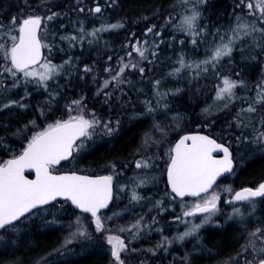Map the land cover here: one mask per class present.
Masks as SVG:
<instances>
[{"label":"trees","instance_id":"obj_1","mask_svg":"<svg viewBox=\"0 0 264 264\" xmlns=\"http://www.w3.org/2000/svg\"><path fill=\"white\" fill-rule=\"evenodd\" d=\"M11 1L10 0H0V25H1V23L3 25V28L0 29V43H3L8 47L11 46V40L8 39V35H7L12 30L10 18L15 16V17H17V19L19 21L22 16H23L22 18H25L28 16H40L41 18L42 17L44 18L42 21V28H43L44 22H46L45 16H48L50 13H56L57 14L54 17L56 19H52L53 22H54V20L57 21V19H59V20H62V22L59 21L60 25L62 23H63L62 25H66V24L68 25V28L67 27L66 28L65 27H58V28H60L59 29L60 32L61 33H72V34L74 32V34H75L74 37H76L75 42H78L80 40V43H76L73 47L72 46L69 47L68 44L63 39L60 38V36H58L56 39H54V41L51 40L52 43L50 41H48L45 37L42 36V39L44 41V45L47 46L45 48V52L47 51L45 53V56H46V54L49 57L52 56L54 62H56V60H57L56 63L61 68L58 75L53 76V78L51 80L47 81V89H45V87H42L41 85H40V87H38L39 82L36 80H30L28 82H25V80L22 77V74H17V81L16 82L19 83V86H18L19 88L13 87V83H14L13 78L7 72L4 71V68L6 66H10V65H9L8 61L3 59L2 54H0V109H2V110H0V149H1L0 150V163L6 162L8 159L19 155L23 151V149L26 147L27 143L29 142V140L31 139V137L33 135H35L36 133H38L40 131H43L44 129H46L48 127L49 124H53L57 120H67L70 118V116L83 115L84 111L87 112L90 110H91V112L94 111L93 113L103 123H106V122L113 120L114 122L111 121L112 122L111 125H116V127H115V130L112 132V134H110L108 137L102 136L99 139V141L97 140L95 142H92L87 147H85V149H83V148L78 149V151L74 154L73 158L70 161L60 165L57 169H54V171H73V172L76 169L75 172L78 171L79 173H83V174L87 173L88 175L89 174L90 175H94V174L95 175H111L113 177V184H114L113 187L115 190L114 195H113V201H112L113 204H111L109 209H107L106 211H104V213H102V216H104V217H112V220L110 219V220L106 221V227L111 229L110 233H118L117 230L119 228L123 227V222L125 221L124 226H126V224L128 225L132 222V219H134V221H136L137 219H143L144 221L147 220L148 221L147 223H149L148 226H151L152 224H156L155 221H153L154 223H152V224L150 223L151 221L149 222V216H150V220H151L154 215H156V216L159 214L162 215L161 212L157 211L159 208L156 210H152V211H148V209L150 207H154L157 204L159 199H161L164 202L163 207L161 209L165 210L164 214L162 215V216H164V218H166L165 221L167 220L170 213L173 212L175 214L176 211L179 210V208H177L178 205L186 204V202H188V201H183V202L181 201L180 202L178 199L176 201H174L176 198L170 193L168 185H167V181H166V176H164V175H166V169H167V165L169 163L168 157L170 156L168 154V153H170V151H168V153L166 151L168 149L170 150V146L172 144L174 145L176 140L181 135L186 134V133H192V132L205 133L209 136L211 135V137H213V138L217 137V141H219L220 143L222 141V143L224 144L223 141H226L225 145L226 144H227V146L231 145V147L229 146V148L231 149L233 154L236 155L235 156V162L238 161L236 163V166H238V167H235V169L233 170L234 172H232L229 176H227L228 178L224 177L223 179H221L220 182H222L221 185H224L225 183H227L225 185H227L228 188H231L232 192L238 191V190L245 188V187H255V186L259 185L261 182H264V155H258L259 154L258 150L264 149V147L263 148H261L259 146L253 147L250 144L251 137L254 134H257L260 132L259 127H262V129H264L263 128L264 127V123H263L264 120L262 121V119H264L263 118L264 108H260V106H258L257 103H255V102L253 103V101L251 100V94H253L254 87L256 86V84H259L260 78L264 75V69H263V67H261V64L264 63V39H263L264 33L262 34L260 31H256V32H253L251 35H249L250 38H248V36H245L241 39H237L233 45V53L231 54V56L225 57L219 63H216L215 67H213L212 65H204L203 68L204 67L208 68V70L206 72L201 71V69L200 70L185 69L182 71L181 70L175 71L178 68V66L180 65L181 58H183V60H185V62H187V63L191 62V61H193V62L194 61H201L205 58H208L210 56L211 51L214 48L215 44L217 45L221 42L219 39L220 36H225V39L227 41V39L233 35L231 29L234 28V27H232V25L235 26L234 22L236 21V16L238 15L237 11H239L241 13V10H238L239 8L236 9L237 5H240V3H241L240 0H226L228 2H226L225 0H217V1L208 0L207 1L210 4L207 3V5L205 4L202 7V18L199 21L200 24L198 23V25H200L199 27L202 28L204 32H202L203 34H201L200 37H196V39L199 40L197 42V45L196 44L194 45L191 43L192 37L186 35L182 31L175 30L172 27V25L175 27L177 24L176 17H179L182 13L190 11V10H185V9L181 8V6L184 4L183 0H112V3L107 5L108 7L106 5H104V7H102L103 10L99 15H94V14H92V11L90 13L88 11V9L90 8L89 5L93 6V5L97 4V2H95V0H88L90 3H87L88 2L87 0H76V1L75 0H67V2H66V0H61V1L60 0H36V1L35 0H17L18 2L16 0H11ZM29 1H31V2L29 3ZM47 1H49V2H47ZM57 1L59 3H61V5H59ZM74 1L78 2V3H75ZM8 2L10 5L9 8L7 5ZM13 2H14V4H13ZM53 2H55V4ZM211 2L213 3V5H211L212 4ZM41 3L44 5L42 6ZM51 3H53V5ZM79 3H80V5H79ZM181 3H182V5H181ZM5 4L7 6H5ZM37 4H38V6H37ZM47 4L50 7L51 6L52 7L49 8V6H47ZM81 4L87 8L84 9ZM22 5L24 7H26L27 10L25 8H23ZM14 6H17V7H14ZM41 6L45 7V8H40ZM59 6H60L59 10L62 12L61 14L64 16V18L61 17V15H59L60 11L57 9ZM63 6H65V8H67V9H65ZM74 6H75V8H71ZM80 6H82V7H80ZM178 6H179V8H178ZM207 6H209L210 8ZM229 6H231V7H229ZM11 7L15 8V11H13L14 9H12ZM239 7L241 9V6H239ZM80 8L83 9L84 13H83V11L81 12ZM16 9H18V11H20V9H21V11H20L21 13H19ZM35 9H37L38 11L37 10L35 11ZM40 9H42V11ZM63 9H64V11H63ZM7 10H9V11H7ZM183 10H185V11H183ZM233 10H234V12H233ZM11 11L13 13H11ZM166 11H167V13H166ZM230 11H231V15H230ZM14 12H15V15H14ZM76 12L77 13L79 12V14H76ZM232 12L234 14H232ZM7 13H8V15H7ZM10 13H11V15H10ZM80 13H82V15H80ZM88 13L91 15H88ZM164 13H165V15H164ZM20 14L22 15L21 17L19 16ZM23 14H26V15H23ZM5 15H7V16H5ZM41 15H43V16H41ZM9 16H11V17H9ZM166 16H167V18H166ZM6 17L7 18L9 17V18L7 19ZM90 17H92V18H90ZM93 17H94V19H93ZM173 17L175 18V20L173 19ZM206 17H208V20ZM100 18H102V20H99ZM203 18L205 20H202ZM239 18L241 20V18H243V16H240ZM211 19H212V22H211ZM172 20H173V22H172ZM52 21H51V23H52ZM90 21H91V23H90ZM105 21H107V22H105ZM205 21H206V23H205ZM213 21H215V22L213 23ZM64 22H66V23L64 24ZM101 22H102V24H101ZM202 22H203V25H201ZM237 22H239V21H237ZM87 23H89V24H87ZM219 23H221V24H219ZM229 23L231 25H229ZM112 24H120L123 26L119 27L117 29H111V30H107V31H103V30L98 31V32H96L95 36L90 35V33L94 32L96 29L106 28ZM205 24L206 25L208 24L209 26L208 25L205 26ZM215 24H217V25L215 26ZM257 24H258V26H257ZM257 24H255L257 29H261V27H263L262 29H264V23L258 22ZM87 25H88V27H87ZM225 25H226V27H225ZM202 26H205V27H202ZM220 26L223 29L220 28ZM6 28H8V29H6ZM44 28L41 29V34H42V32H44L47 29L46 27H44ZM149 28L152 29L153 34H156V31L160 30L158 37L152 36V37H154V42H153V40H147L148 38L150 39L152 37H149L146 34L153 35V34H151L152 32L148 33ZM204 28H207V29L208 28H212V29L214 28V29L213 30L212 29L207 30ZM66 29L68 31H66ZM70 29H71V31H70ZM1 30H3V31H1ZM61 30H64V31H61ZM72 30H74V31H72ZM213 31L216 33V35H215V33H213ZM49 32H50V30H49ZM210 32H212V33H210ZM219 32H221V33H219ZM50 33H52V31ZM217 33H218V35H217ZM259 33H261V34H259ZM12 34H15V32H13ZM204 34H205V36H204ZM210 35L212 37H210ZM84 36H87V37H84ZM207 36H208V38H207ZM214 38H216V39H214ZM142 39H144L146 41V43H145L146 47L149 46V50H148L147 54L145 55V58H143V59H141L133 51V47L136 44V42H137V44H139L140 42L143 41ZM201 39H202V42L200 41ZM208 39H211V40L209 41ZM261 39H262V41H260ZM55 40H57V42ZM59 40L61 42H59ZM82 41H83V43H82ZM181 41H183V43H181ZM217 41H219V42H217ZM61 43L63 44V46ZM64 43H65V45H64ZM66 46L68 48H70L71 51ZM242 47H243V49H241ZM53 48L55 49V51ZM58 48H60L61 51H63L62 52L63 54L60 53L61 51ZM84 48H85V50H84ZM56 49L59 50V53L57 52L58 50H56ZM63 49L67 50V52ZM77 50H79V52L82 53L83 56H81V54L79 52H77ZM86 50L88 53L86 52ZM48 51L51 53V56L49 55L50 53ZM116 51H117V53H116ZM201 51H202V54H201ZM71 52L76 53V55L78 57L81 56V57H79L81 59V62H79L80 59L77 60L78 57H76V55L72 54ZM90 52H91V54L88 55ZM105 52H107V53H105ZM129 52H132L131 56L128 55ZM248 52H249V54H248ZM66 53H68V54H66ZM205 53H207V54L205 55ZM60 54H61V58H60ZM102 54L104 56H102ZM71 55H72V57H71ZM195 55H196V57H195ZM255 55H256V57H255ZM64 56H65V58H64ZM91 56L93 57V59H91L92 58ZM74 57H76V59ZM103 57H105V58H103ZM123 57H125V58L127 57L126 58L127 64L129 65V67L127 68L128 70L126 69L128 73H126V71H124L125 73L121 74V76H120V80L123 79V81L117 82V83H112L105 90H100L99 87H100L101 82H104V81L108 80L109 78L111 79L115 73L116 74L118 73L117 71L120 68L119 65L122 64L123 60H126ZM137 57H139V58H137ZM253 57H255V59ZM71 58H72V60H71ZM100 58H102V59H100ZM260 58H261V61H260ZM82 59H83V62L85 65L83 64ZM120 59H123V60L120 61ZM75 60H77V61H75ZM107 60H108V63H107ZM257 60H259V61L257 62ZM66 61H68V63H65ZM94 61H98V62L95 63ZM99 61H101L100 62L101 64H99ZM103 61H104V63H103ZM113 61H115V62L112 63ZM75 62H78L79 64L78 63L75 64ZM93 62H94V65H93ZM256 62H257V64H256ZM71 63H73V64H71ZM129 63L131 65H133V64L136 65L137 63L138 64L140 63V65L139 66L137 65V67L133 68L130 66ZM235 64H238L239 66L238 65L235 66ZM78 65H79V67H81L82 65L83 66L81 68H79V67H77ZM107 65H109V66L107 67ZM148 65H150V66H148ZM64 66H66V67L64 68ZM229 66H232L233 68L229 67ZM248 66L249 67L253 66L254 68L253 67L249 68ZM86 67L91 69V70L89 72L88 71L87 72L82 71ZM255 67L259 68V71H257V68H255ZM73 68H74V70L76 69L77 71L76 70L74 71ZM99 68H100V71H99ZM140 68L144 69L143 73L140 72ZM221 68H223V69H221ZM65 69L66 70L69 69L71 73L69 72V70L67 71L68 72L67 73ZM92 69H93V71H92ZM112 69L116 70V71H113ZM103 70H104V72H103ZM136 70L138 72H136ZM91 71H92V74L90 73ZM94 71H95V74L93 73ZM149 71H150V73H148ZM229 71H230V73H229ZM64 72H65V75L69 74V76L65 77V75H63V77H64V79H63L61 74H64ZM75 72L78 75H80V73H81V75L76 76ZM101 72H103V73L101 74ZM105 72H107V74ZM131 72H133V73H131ZM112 73H113V75H112ZM224 73H226V74H224ZM73 74H74V76H73ZM134 74H137L138 76L137 75L134 77L129 76V75H134ZM142 74H143V76H142ZM124 75L129 76L130 79ZM84 76H85V78H84ZM18 77H20V78H18ZM54 77H55V80H54ZM74 77H75V80L78 81L79 83L75 82ZM221 77L222 78L229 77V78H233L234 80L237 79V81H243V86L237 87V89L234 90L235 91L234 98L229 102L227 100H225L226 104L222 103V101L216 100V93L218 91V87L220 86L219 84L222 80ZM56 78H57V80H56ZM61 78L63 79V81ZM83 78L88 79V80H84ZM89 78L90 79L93 78L92 81ZM96 78L98 80H96ZM104 78L106 80H104ZM133 78H134V80H133ZM135 79L137 80V82ZM238 79H240V80H238ZM69 80L72 82H70ZM124 80H127V81H124ZM128 80L131 82H128ZM54 81H56V83H57L56 85H55ZM57 81L60 83V85H58L59 83ZM88 81H89V85H88ZM98 81H100V82H98ZM74 82L76 85H74ZM91 82H93L94 88H92ZM94 82H95V84H94ZM157 82H159V83H157ZM80 83H82L83 89H81ZM97 83H99V85ZM71 84H73V86ZM114 84H116V85H114ZM144 84H145V86H144ZM34 85L36 86L35 88H34ZM48 85H49V87H48ZM50 85L53 88H51ZM53 85H55V87L57 85L58 86L56 88H54ZM118 86L119 87L121 86V87L119 88ZM71 87L73 88V90H71L72 89ZM90 87L92 89H90ZM63 88H64V90H63ZM97 88L102 92L100 93L99 91H97L96 90ZM85 89H87V90L85 91ZM107 89H110L111 91L107 90ZM248 89L252 92H250ZM70 90H71V92H70ZM75 90H77V91H75ZM88 90H90V91H88ZM106 90H107V92H106ZM113 90L115 91L116 95L114 94ZM13 91H15V92L13 93ZM121 91H122V93H121ZM10 92L12 93L13 97H12ZM59 92H60V95H58ZM142 92L144 94H142ZM148 92H149V94H148L149 96L147 95ZM24 93H25V95H24ZM77 93H78V95H77ZM88 93L89 94L92 93V94H90V95H92L90 98H92L93 100L90 98H87L86 95ZM120 93L123 96L120 97V95H121ZM241 93H242V95H241ZM70 94H72V95H70ZM106 94H108V95H106ZM138 94H139V96H138ZM239 94H240V96H239ZM117 95H119V96H117ZM47 96L49 97V99ZM112 96L115 98H112ZM23 97H26V99ZM60 97H62V98H60ZM64 97H66V102L64 100L65 99ZM72 97L75 98L76 100H82L84 106L82 105L81 107L80 106L77 107V106L73 105L72 102L75 99H73ZM79 97H80V99H79ZM103 97H104L105 101H104ZM117 97H119V98H117ZM109 98H110V100H109ZM121 98H123V99H121ZM152 98H153V100H152ZM247 98H249V99H247ZM16 99L20 100L18 102L26 105V107L21 108L18 106H13L11 108H3L4 104L10 103L11 101H17ZM21 99L23 102L21 101ZM68 99L70 100V102ZM211 99H212V101H210ZM54 100L57 103H55ZM62 100H63V103H65L66 107H64L65 105L62 103ZM124 100L127 102H125ZM245 100H247V101L250 100L249 106L251 105V106L255 107L257 112L255 111L254 114L251 113L252 114L251 119L243 120V119H241L242 118L241 116L244 113L243 111L247 109V107H244L246 104ZM88 101L89 102L92 101V102L89 103ZM97 101H98V103H97ZM111 101H113V102H111ZM114 101H116V102H114ZM58 102H60V103H58ZM240 102H243L244 104L241 103V105H240ZM107 103H108V106H107ZM115 103H117V104H115ZM110 104H111V106H110ZM112 104H113L114 108L112 107ZM122 104H123V106H122ZM255 104H257V105H255ZM56 105H57V109H56ZM87 105H89V106H87ZM58 106H59V108H58ZM100 106H101V108H100ZM103 106H106V107H103ZM115 106H117L118 108ZM70 107L72 108V111H71L72 113H70V111L68 109ZM95 107H96V109H95ZM119 107H120V110H119ZM149 107H151L153 109V111L148 112L147 109ZM218 107H219V109H218ZM105 108H107V109L104 110ZM126 108H128V109H126ZM65 109H67V110H65ZM220 109H222V110H220ZM237 109L240 111H237ZM56 110H58V111H56ZM63 110H64V112H63ZM113 110H115V112L113 113L114 115L112 114ZM217 110H218V112H217ZM102 111H103L104 115H103ZM53 112L55 115L53 114ZM59 112H60V114H58ZM45 113L46 114L50 113V114L45 115ZM106 113H108V114H106ZM217 113L220 115V117L218 116ZM258 113H261V114H258ZM41 114H42V116H41ZM51 114H53V115H51ZM259 115L262 117H260ZM36 116H37V118H36ZM61 116H64V117H61ZM234 116H237V117H234ZM105 117L106 118L108 117L107 119H109V120H107ZM115 117L120 120L118 125L116 124L117 119ZM216 117H217V119H216ZM214 118L217 121L213 120ZM257 118H259V119L261 118L260 121H258ZM48 119H49V121H47ZM239 119H241V120H239ZM211 120H213V121H211ZM237 120H239V121H237ZM199 121H200V123H199ZM203 121H205V122H203ZM208 121L211 123H208ZM206 123H208V124H206ZM251 123H253V124H251ZM254 123L257 126H255ZM212 124H213V126H212ZM215 124H216V126L217 125H219V126L215 127ZM262 124H263V126H261ZM231 125L233 128L231 127ZM241 125L243 126V128ZM246 126H248V127H246ZM201 127L204 129H202ZM257 127H258V129H257ZM212 128H213V130H212ZM219 128H220L221 132H220V130H218ZM244 128H245V130H244ZM246 128L249 130V133H248V130ZM249 128H251V129H249ZM253 128H254V130H253ZM119 130H120V132H119ZM241 130H244V131H241ZM250 130H251V133H250ZM224 131H225V133H224ZM233 131L235 133L236 132L239 133L240 135L239 134L236 135L235 133H233ZM255 131H256V133H255ZM214 133L216 134V136ZM222 134H223V136H222ZM228 135H229V138H227ZM241 135H243L242 137H244V136L245 137L242 138V140L240 141V139H238V138ZM149 137L151 138L152 142H151L150 146L145 147L144 146L145 140ZM220 138L223 140L220 141ZM103 139H104V141H103ZM233 139H234V141H236V140L239 141L238 143L240 144L239 146L242 149V151L240 148L236 149L237 147L234 146ZM230 140H232L231 141V142H233L232 144H229V143H231ZM244 140H246V141H244ZM248 141H250V142H248ZM248 146H249V148H248ZM258 147L260 149H258ZM239 149L241 152L239 151ZM253 151H256L257 155L255 154L256 152L254 153ZM238 152H240V153H238ZM246 154H251V155H246ZM146 156H147V160L149 161L150 166L145 168L143 170V172L145 174L149 175V178L147 181V187L145 189V192L142 193V195L140 196L141 197L140 200H143L142 203L145 206L143 205V207L141 208V210L139 212H134V211H131L133 206L129 201V183H130L129 182V176L132 174L131 172H133L132 169H134L136 167V159H137V161L141 160L142 159L141 157H143V159L144 158L146 159ZM239 158L241 159V161H239L240 160ZM74 165H75V167H73ZM238 169H240V170H238ZM86 170H88V171H86ZM104 170H106V171H104ZM154 170H156V171H154ZM241 171H242V173H241ZM103 172L104 173L107 172V173L104 174ZM129 172H130V174H129ZM161 175H162V177H161ZM240 178L242 179V181H240L241 180ZM156 180H157V183H155ZM161 180H162V183H161ZM223 181H224V183H223ZM230 181H231V183H230ZM220 182L218 183L219 185H217L215 187V189L220 186ZM158 184H160V185H158ZM124 186H126V189L123 188ZM165 187L167 190L165 189ZM152 188L154 189L153 192H152V190H153ZM162 188L164 191L162 190ZM155 189H157L156 190L157 193H154ZM160 191H162L163 193H166V192L167 193L163 194ZM161 194H162L163 199L160 196ZM167 195H168V197H167ZM172 197H174L175 199L174 198L172 199ZM149 198H152V199L150 200ZM130 199H131V197H130ZM170 199H171V201H170ZM223 199L224 198L222 197V200ZM146 200L148 201L149 204L147 203ZM120 201H122V202H120ZM131 201L133 202L132 199H131ZM172 201H173V203H172ZM256 201H257L256 202L257 203V210H256L255 219L247 222L245 224L246 226L245 225L242 226L238 222H235V221H230V222L224 223L223 219L221 218L218 221L219 226L209 227L208 229L202 230L203 235H201V236L203 237V240L205 239L204 240L205 243L203 242V240H201L200 245L199 246L197 245L196 247H198L197 252H199L200 254L202 253L204 255H207L206 258L201 257L197 260H194V259L189 260L190 257L193 255V253L191 251H187V252H184L183 255L182 254L179 255L176 259H172V260L165 259L164 261H161V263L158 260H159V258H162L163 255L161 257L159 254H156L159 257L157 259H153V260L159 262V264H181V263L182 264H204L205 261H207V260H210V262H213V264H216V260L219 258V255H222L220 257H223L224 254L229 255L231 253V255H229V256L233 257V255H235V254H233V252L234 253L240 252L243 244L246 241L247 236L251 232H254L255 229L258 228L257 227L258 225L260 226L259 229L262 230L260 232V234L261 233L264 234V199H259ZM166 203H168V204H166ZM170 203H171V205H169ZM66 204H67L66 202L63 203V201H58L55 204L51 205V207H54V208L60 207L59 211L61 209L63 212L61 211V212H58V213L56 212V213L57 214L66 213L64 215H66L67 217H63L64 219L59 218L60 220L57 218L53 224L51 223V224L47 225V227L42 226V225H40V223L35 221L36 223H33L30 227L23 229L21 231V232H23V233H21V235H14V233L11 231L0 233V235H3L5 237L4 247H2L0 249V264H6L8 262L10 264H15V262H18L19 260H20V264H38V262H39V264H45V261H44L45 257L47 258L46 264H55L56 262H57L56 264H112V260L110 258L111 256L108 252L105 241L103 239V234L100 235V233H97L95 231L94 226L91 223L90 217H87L85 215H82L81 213L75 212L74 210L72 211V209L69 208L70 206L68 204L66 206ZM261 204H263V205H261ZM165 205H167V206H165ZM113 206L116 208H114ZM64 207H66V208H64ZM171 208L173 210H171ZM143 211H144V213H143ZM181 212H180V214H181ZM69 213L71 216L78 215V216H81L83 218V221H85V224H86V230L89 233H91L92 238L91 239L83 238L81 242L76 241V243H73L75 245L72 244L69 247L67 246L68 250L67 249L65 250L64 247H62L63 246L62 243H64L63 240L66 237L65 236V234L67 233V232H65L66 228L65 227H57L56 223H59V221L60 222L61 221L68 222L69 220H66V219H71L70 215H68ZM114 213L117 215H114ZM139 213H140V215H139ZM141 214H142V217H141ZM118 215H120V217H122V218H120ZM138 215H139V218H137ZM127 217H128V220H127L128 222L126 221ZM129 217H131V218H129ZM116 218H117V220H116ZM119 220H120V222H119ZM112 221H114V222H112ZM121 223H122V225H121ZM237 223H238V225H237ZM233 224H235V225H233ZM53 225L56 228H54ZM233 226L235 227V230H234ZM41 228H43V230ZM243 228H245L244 230L248 229V231L251 229H253V230H251V232L250 231L248 232V231H244ZM35 229L36 230L38 229V230L36 231ZM147 229H150V231H151V228L148 227ZM237 230L238 231L243 230L244 232L241 231V233L240 232L238 233ZM202 232H201V234H202ZM58 233H60V235ZM204 233H205V236H204ZM144 235L145 234H143V235L139 234L137 236V238L140 237L139 239L143 240V241H141L143 243L145 240H147L146 238L144 239V237H143ZM241 238H243V240ZM87 240H89V241H87ZM237 241H241V242H237ZM10 242H11V244H10ZM149 242H151L153 245L150 244ZM156 242H157V236L156 235L150 236V237H148L147 245H149L150 247H153L156 244ZM0 243H2L1 240H0ZM12 243L15 244L14 245L15 248L14 247L11 248ZM134 243H136V242H134ZM241 243H242V245H241ZM76 244L78 245L77 247H76ZM8 245H9V249H8ZM236 245H237V247H236ZM6 246H7V248H6ZM71 248H73V249H71ZM236 248H238V249H236ZM57 249H60V251L57 252L56 251ZM201 249H203V250H201ZM63 250H65V251H63ZM51 252H54V253L52 254ZM62 252H64V253H62ZM146 253L147 252L144 251V252L139 253V254H137V253L134 254V257L137 260H139V262L137 260H135V261L138 263H141L142 262L141 261L142 256L145 255ZM150 254H153V253L149 252V255ZM216 254H219V255H216ZM204 255H201V256H204ZM225 255H224V257H226ZM259 256H261V255H258L257 258ZM107 261H109V262H107ZM176 262H178V263H176ZM16 264H18V263H16ZM233 264H235V263H233ZM237 264H242V262L241 261L237 262Z\"/></svg>","mask_w":264,"mask_h":264},{"label":"snow or ice","instance_id":"obj_2","mask_svg":"<svg viewBox=\"0 0 264 264\" xmlns=\"http://www.w3.org/2000/svg\"><path fill=\"white\" fill-rule=\"evenodd\" d=\"M188 2L189 0H183L185 4ZM197 2L206 4L207 0H197ZM240 2L244 4L245 0H240ZM237 6L239 7V5ZM247 8L249 9V15H255L256 12H259L260 22L264 23V0H256L255 5L247 3ZM94 11L100 13L101 8L97 6ZM190 11L191 14L184 15L180 23L176 25V28L192 37L191 43L195 45L197 43L196 37L201 36L203 32V29L198 25L201 13L195 7L190 9ZM56 15V13H53L47 19L52 20ZM237 20L240 21V18L237 17ZM10 23L12 30L7 35L8 39L11 40V46L8 47L0 43V54H2L4 60L10 61V66H6L4 71L13 78V87L19 86V83L16 82L17 74H22L25 82L36 80L39 85L47 89V81L51 80L53 75L59 74L58 67L60 66L45 62L41 64L44 71L35 70V66L41 62V48L46 47V45L41 44L38 36L42 18L40 16H28L18 21L16 17H12ZM122 26L120 24H112L106 28L96 29L90 35L95 36L98 31L117 29ZM0 28H3V25H0ZM231 31L233 35L226 42L225 37L220 36L221 42L214 46L209 58L202 61L201 64L215 67V64L219 63L223 58L231 56L233 45L237 39L249 36L256 31L264 33V29H257L255 24H247L242 21L238 22ZM13 32L15 34H12ZM148 32H152V29L149 28ZM133 51L141 59L145 58V51L142 48L134 46ZM128 55L131 56L132 52H129ZM65 63H68V61ZM201 64H196L195 67L200 69ZM180 65L181 67H192L191 64L185 65L183 58L180 60ZM131 66L133 68L137 67L135 64ZM128 67V64H122L118 73L112 79L121 82L120 75ZM90 70L87 67L84 69L85 72ZM207 70V67L201 69V71L205 72ZM143 71L144 69L140 68V72L143 73ZM109 83L110 81H105L104 87H108ZM241 86H243V81H234L224 77L218 87L216 98L218 100L231 101L235 95L234 90ZM260 101H264V92L258 94L257 102ZM72 103L79 107L82 104V100H74ZM13 106L26 107V105L18 101H11L4 104L3 108H11ZM147 110L149 112L153 111L151 107ZM69 111H72L71 107ZM246 111L254 113L256 108L250 105ZM116 124L118 125L119 121ZM98 126H100V121L95 118L94 114L91 120L86 119L84 115L70 116L67 120H57L55 123L49 124L43 131L33 135L20 155L7 162L0 163V233L17 231V221H21L22 217L32 213L34 209L43 208L45 205L56 201L57 198L70 201L82 213L90 214L97 233L106 234L111 232V229L106 227V221L112 219V217L102 216L101 210L108 208L112 200L113 177L106 175L92 178L75 173L71 175L53 174L55 166L72 156L74 146L76 148L83 146V141L79 145L77 141L85 137L91 138L92 132L90 130H95ZM103 128L106 135L112 134L115 130L111 126V121L105 123ZM257 139L264 142V133H261ZM151 142V138H147L144 146H150ZM214 152H222L223 158H215L213 156ZM170 153L167 178L171 191L181 199L185 196L201 197V194H209L202 197V202H196L191 209L184 211L183 216L193 217L198 214H207L204 216L203 223L209 222L211 216L218 211L217 204L220 200V196L217 193H209V190L212 189L218 177L233 171V159L229 148L217 143L215 139H211L207 135H185L179 139L170 150ZM149 166L147 159L136 161V168H147ZM26 171H34L35 179L27 178L25 176ZM139 183L144 184L146 180H140ZM227 191L232 193L231 188H228ZM256 198H264V182H261L255 188L245 187L233 193L232 199L227 201V203L234 205L247 203L254 208ZM131 199L139 201L141 197L133 191ZM233 214L236 216L243 215L240 207H234ZM114 215L117 214L114 213ZM231 218L229 217V219ZM177 219L180 218L177 217ZM142 227L141 221L138 220L130 227L120 228L119 231L130 232L135 238L139 235ZM200 227H202V224H193L178 239L182 241L188 236L195 235ZM261 231V229L257 228L250 233V236L258 237ZM72 236L74 238H92L91 233L83 227H78ZM3 239V235H0V240ZM103 239L109 246L112 264H126L122 254L135 251V249H130L125 240L119 236L106 234L103 235ZM71 243H73L72 238L66 239L62 247H67ZM249 246L255 254L257 252L255 243L250 241ZM160 247H165V245L161 244ZM244 250L247 251L248 247H245ZM56 251L59 252L60 249ZM258 251L264 254V247H261ZM44 261L46 264V257ZM248 264H264V255L255 258L254 261H249Z\"/></svg>","mask_w":264,"mask_h":264},{"label":"rangeland","instance_id":"obj_3","mask_svg":"<svg viewBox=\"0 0 264 264\" xmlns=\"http://www.w3.org/2000/svg\"><path fill=\"white\" fill-rule=\"evenodd\" d=\"M96 2H97V4H95V5H100V6H102V7H104V5H109V4H111V2H112V0H95ZM104 1V2H103ZM191 1H193L192 3H191ZM195 1V2H194ZM208 1V0H207ZM246 2L244 3V7H242L243 6V4H241L240 3V5H241V13L240 12H238V15L236 16V21L234 22L235 23V26H236V24H237V17H240V16H243V18H241V20L240 21H242V22H245V23H247V24H257L258 22H260V19H259V16H260V14H259V12H256V14L255 15H249V11H246V10H249L248 8H247V3H253L254 5H255V3H256V0H245ZM101 2H103V3H101ZM110 2V3H109ZM191 4H190V3ZM189 2L187 3V4H183L184 6H185V10H190V9H192L193 7H196V9L201 13V17H200V19H199V21L201 20V18H202V7L205 5V4H200L199 5V3L197 2V0H189ZM195 3H197L196 5H195ZM84 4V3H83ZM194 4V5H193ZM82 5V4H81ZM95 5H93L92 7H90L89 9H93V7L95 6ZM181 6V8L182 7H184V6ZM234 5V4H233ZM82 6H84V5H82ZM81 6V7H82ZM189 7V8H188ZM191 7V8H190ZM84 8V7H83ZM245 8V9H244ZM80 9H82V8H80ZM88 9V11L89 12H91L92 10H89ZM184 9V8H183ZM244 9V10H243ZM185 10H183V11H185ZM181 11V10H180ZM245 11V12H244ZM244 12V13H243ZM93 13V12H92ZM191 14V11L189 12V11H187V12H185V13H182L179 17H176V19H177V24H179L180 23V21H181V19H182V17L184 16V15H190ZM240 14V15H239ZM248 14V16H246V15ZM51 15H53V13H50L48 16H51ZM61 15V14H60ZM47 16V17H48ZM63 15H61V17H62ZM245 16V17H244ZM255 16V17H254ZM47 17H46V24L44 25V27L46 26V27H48L47 28V31L45 30L44 32H42V34H41V39H42V36L43 37H45V38H48V36H49V40L48 41H50V42H52V41H54V39H56L58 36H60V38L61 39H63L67 44H68V46L69 47H71V46H74L76 43H79L80 42V40L78 41V42H75V39H76V37H74L75 36V34H72V33H61L60 32V28H58L57 26L59 25V22L58 21H60L59 19H57V21H54L53 23H50L52 20H48L47 19ZM245 18V19H244ZM255 18V19H254ZM247 19V20H246ZM50 21V22H48V21ZM99 20H101V18L99 19ZM248 20H250V21H248ZM258 20V21H257ZM199 21H198V23H199ZM57 22V23H56ZM55 23H56V25H55ZM53 24V26H51ZM58 24V25H57ZM101 24H102V22H101ZM176 24V25H177ZM57 28H56V27ZM60 26V25H59ZM60 27H65V25H62L61 24V26ZM172 27H173V25H172ZM231 27V26H230ZM232 27H234L233 25H232ZM49 28H50V30L52 31V33H50L49 32ZM52 28V29H51ZM175 30H177V28H176V26L175 27H173ZM55 32H54V31ZM60 32V33H59ZM149 33V32H148ZM159 33H160V30H157L156 31V34H153V32L151 33V34H153V35H150V34H146L147 36H149V37H152V36H154V37H158L159 36ZM50 34V35H49ZM57 34V35H56ZM50 36H51V38H50ZM154 37H152V38H148L147 40H153V42H154ZM54 38V39H53ZM52 41H51V40ZM143 41L142 42H140L139 44H137V42H136V46H138V47H140V48H142L144 51H145V55L147 54V52H148V50H149V46L148 47H146V41L144 40V39H142ZM42 43H43V45H44V41H43V39H42ZM71 43V44H70ZM134 45V46H135ZM45 48V47H44ZM211 51V50H210ZM205 54H207V53H205ZM47 55V54H46ZM47 58H48V60H47ZM47 58L45 59V61H44V63L45 62H49V63H51V64H53V65H56V66H59V65H57V63H55V62H52V61H54L53 60V58H52V56L51 57H49L48 55H47ZM209 58V57H208ZM50 59V60H49ZM205 59H207V58H205ZM205 59H203V60H201V61H191V62H185V60H183L184 61V64L185 65H189V64H191L192 65V67H181V65H179L178 66V68L177 69H179V70H185V69H191V70H200V69H202L203 68V66H204V64H201V62L202 61H204ZM52 60V61H51ZM8 63H9V61H8ZM123 64H126V63H123ZM196 64H201V68L200 69H198V68H196L195 67V65ZM121 66H122V64H121ZM262 66H264V63L263 64H261V67ZM177 69L175 70V71H177ZM263 69H264V67H263ZM35 70L36 71H39V72H42V71H44V69L40 66L39 68L37 67V68H35ZM60 70H61V68L60 67H58V72H60ZM53 76H55V75H53ZM264 76V75H263ZM262 76V78H263V80H264V77ZM229 78V77H228ZM230 79H232V80H234L233 78H230ZM262 79H260V82H259V84L258 85H256L255 87H254V90H256V91H254V94H252V101L253 102H255V103H257L258 104V106H260V108H262V107H264V101H260V103L259 102H257L258 101V93H260L261 91L263 92L264 90H262V87L264 88V81H263ZM106 81H110V83H117V81L115 82V80H113V79H110V80H106ZM234 81H236V80H234ZM263 81V82H262ZM105 82V81H104ZM103 83V82H102ZM110 83L108 84V86L110 85ZM263 85H262V84ZM104 84V83H103ZM219 85H221V82H220V84ZM260 85V86H259ZM262 86V87H261ZM100 87H101V90H105L106 88L104 87V85L102 86L101 84H100ZM99 87V88H100ZM104 87V88H103ZM259 87H261V88H259ZM258 88V89H257ZM256 93V94H255ZM216 100H218L217 98H216ZM220 101V100H219ZM245 102H246V105H245V107L247 106V108L249 107L248 105H249V102L247 101V100H245ZM222 103H224V104H226V102H225V100H222ZM248 103V104H247ZM262 105V106H261ZM244 112H245V114L243 113L242 114V118L241 119H243V120H245V119H251V113H249V112H247L246 110H244ZM86 113V114H85ZM88 113V114H87ZM91 113H93V112H91V111H84L83 112V115H84V117L86 118V119H93V115L91 114ZM94 114V113H93ZM85 115H87V117L85 116ZM94 116H95V118L96 119H98L99 120V118L94 114ZM246 117H248V118H246ZM100 121V120H99ZM248 121V120H247ZM107 123V122H106ZM105 123H103V122H101L100 121V126H98L97 128H95V130H90L91 132H92V135H91V137H93V135L95 134V136H97V137H102V136H106V134H103V132H105V130H103L104 128H103V125H104ZM114 129H115V127H116V125H111ZM262 126V125H261ZM261 128V129H260ZM259 129V131L262 133V132H264V129H262V127H260ZM103 130V131H102ZM257 133V134H255V135H253L252 137H251V139L253 138H255V140H250L251 142H250V144L252 143V146H255L256 147V145L257 144H260V145H257V146H259V147H261L262 146V144L264 143H261V141L259 140V139H257L256 137H258V136H260V134L261 133ZM99 134H101V135H99ZM256 135H258V136H256ZM109 135H107L106 137H108ZM99 139V138H98ZM97 138H95L94 137V139H90V138H83L82 139V141H83V146L82 147H80V148H75V153L78 151V149H85V147H87V145H89V144H91L93 141L95 142V140H98ZM256 140L257 141H259V142H256ZM89 141V142H88ZM239 141H234V146L235 147H238L240 144H238L237 145V143H238ZM256 142V143H255ZM88 143V144H87ZM243 143V142H242ZM79 144H81V142L79 143ZM78 144V145H79ZM172 146H173V144L170 146V150H171V148H172ZM264 146H262L261 148H263ZM258 149H260V148H258ZM263 150V151H262ZM259 151V150H258ZM260 154L261 155H264V149H260ZM260 154H258V155H260ZM238 162V161H237ZM135 169L137 170L136 172H134L135 170L133 169V172H132V174L129 176V201H130V203L133 205V208L131 209V211H134V212H139L140 210H141V208L143 207V203H142V201L143 200H139V201H133V203H132V201H131V199H130V197H132V193H133V191L140 197L141 195H142V193H144L145 192V189H146V187H147V181H148V178H149V175H147V174H145L144 172H143V169H145V168H136L135 167ZM139 169H141V170H139ZM140 180H146V183H144V184H140L139 182H140ZM126 186H124L123 188L124 189H126L125 188ZM219 188V190H218V192H217V189ZM227 189H228V187H227V185H220L219 187H217L216 189H214V191H212V192H215V193H217L219 196H220V200H219V202H218V204H217V208H218V211L214 214V215H212L211 216V219L209 220V222H207V223H203V220L202 219H204V215H207V214H204V215H202V216H193V217H185V216H183V213H184V211H186V210H189V209H191L192 208V206L196 203V202H202V197L201 198H199L197 201H194V202H186V204H181V205H178V207L177 208H179V210H177L176 211V214H173L172 215V213H170V215L168 216V218H167V220L165 221V219L166 218H161V220H162V223H161V221H159V218H152L151 220H153V221H155L156 223H158V224H160L161 223V225H163L164 224V229H161L160 230V232H163V231H170L171 230V228H172V230H176V231H179L178 233H179V235H177L176 236V240L175 239H171V240H169V244L170 245H167V247H174V241H175V243H177V245H181L182 243H185L186 241H188V240H190V239H196V241H200L201 239H203V237L201 236V232H199V231H202V230H204V229H208L209 227H217V226H219V223H218V221L222 218L223 219V221H224V223L225 222H230V221H235V222H241V221H243L244 223H239L240 225H242V226H244V224H246L247 222H249V221H251V220H254L255 219V215H256V210H257V201H255V206H254V208L253 207H251L250 205H248L247 203H245V204H230V203H227V201H229V200H231L232 199V194L233 193H235V192H237V191H233L232 193H229L228 191H227ZM126 192V191H125ZM209 195V194H208ZM225 195V196H224ZM207 196V195H206ZM222 197L224 198L223 200H222ZM141 201V202H140ZM120 202H122V201H120ZM140 203V204H139ZM140 205V206H139ZM163 201H161V199H159L158 200V202H157V204L154 206V207H150L149 209H148V211H152V210H156V209H158V208H162L163 206ZM182 206V207H181ZM223 209H222V208ZM234 207H240V209H241V213L243 214L242 216H236V215H234L233 214V208ZM173 208V207H172ZM171 208V210H173ZM184 208V209H183ZM59 211V208L58 207H47V208H44V209H40V210H38V211H36L35 213H33L32 215H30L29 217H27V218H25L23 221H21L19 224H17V231H15V232H13V231H11V232H13L14 233V235H21V233H23V232H21L23 229H25V228H28V227H30L35 221H38V223H40V225H42V226H45V227H47V225H49V224H53L54 222L53 221H56V219L57 218H63V217H67V216H65L64 214H61V213H59V214H57L58 213V211ZM182 209V210H181ZM52 210V211H51ZM56 211H57V213H56ZM165 211V210H164ZM164 211H161V214L163 215L164 214ZM182 211V212H181ZM222 211V212H221ZM60 212V211H59ZM63 212V211H62ZM180 212H181V214H180ZM220 212V213H219ZM51 215V216H50ZM59 215V216H58ZM69 215H70V213H69ZM50 216V217H49ZM62 216V217H61ZM71 216V215H70ZM118 216H120V215H118ZM117 216V217H118ZM157 216H159V215H157ZM47 217V218H46ZM173 217V218H172ZM177 217H179L180 219H177ZM182 217V218H181ZM229 217H232L231 219H229ZM248 217H250V219L248 218ZM39 218H41V219H39ZM238 218V219H237ZM36 219V220H35ZM194 219V220H193ZM200 219V221L198 222L197 220H199ZM35 220V221H34ZM42 220H43V222H42ZM45 220V221H44ZM78 220H79V223H78ZM138 220H140L141 221V224H144L143 225V227H142V230L139 232V234H145L143 237H144V239L146 238L147 239V236L149 235V234H151L152 232H153V230H151L150 231V229H147L148 227H150V226H148V224L149 223H147L148 221H144L143 219H138ZM138 220H136V221H138ZM151 220H149V222L151 221ZM193 220V221H192ZM136 221H133V222H131V224H129V225H127V226H123V228H127V227H130L133 223H135ZM153 221H151V222H153ZM164 221V222H163ZM173 221H175V222H173ZM245 221H246V223H245ZM42 222V223H41ZM144 222V223H143ZM172 224H171V223ZM197 222V223H196ZM211 222V223H210ZM91 223H92V220H91ZM202 224V227H200V229H199V231L195 234V235H191V236H188V237H186L184 240H179L178 238L185 232V231H187V230H189L192 226H193V224ZM175 224V225H174ZM177 224V225H176ZM92 225L94 226V229H95V225L92 223ZM172 225V226H171ZM182 225V226H181ZM185 225V226H184ZM186 225H188V226H186ZM56 226H61V227H64L65 226V228H66V231L65 232H67L66 234H65V238H64V240H63V242H65V240L66 239H69V238H72L73 239V243H76V241H78V242H81L82 241V239H83V237H73L72 236V234L73 233H75L76 231H77V229H78V227H83L84 229H86V224H85V221H83V218L81 217V216H78V215H76V216H71V220H69L68 222H64V221H61V222H59V223H56ZM170 226H171V228H170ZM181 226V227H180ZM180 227V228H179ZM184 227H185V229H184ZM122 228V227H121ZM120 229V228H119ZM119 229L117 230L118 231V233H106V234H111V235H115V236H119L121 239H124L125 240V243L127 244V240H129V241H131V242H133V244H134V242H141V241H143V240H140L139 238L140 237H138L137 238V236L135 237V238H133V237H131V236H133V234L132 233H130V232H120L119 231ZM148 230V231H147ZM174 230V231H175ZM133 231H135V230H133ZM149 231H150V233H149ZM147 232H148V234H147ZM128 233H129V238L130 239H128L127 238V235H128ZM106 234H104V235H106ZM199 234H200V236H199ZM263 236H264V234L263 233H261ZM260 233H259V237L260 238H262L261 240H263V242H264V237H261L262 235H261ZM131 235V236H130ZM261 235V236H260ZM4 237V236H3ZM134 240H133V239ZM255 238V239H254ZM260 238H258V237H251L250 236V234L247 236V238H246V241H245V243L243 244V246H242V249L240 250V252H239V254H238V256H237V258H235V259H238V257L240 258L239 260H233V263H235V264H237V262H239V261H241L242 262V264H248V262L249 261H254V259L255 258H257V256L258 255H264V254H262V253H259V249L261 248V247H264V243L263 242H260L261 240H260ZM132 239V240H131ZM260 241H259V240ZM254 241L255 242V246H256V249H257V252L254 254L253 253V249L249 246V243H250V241ZM2 241V243H0V249L2 248V247H4V244H5V237H4V239L3 240H1ZM146 241V240H145ZM252 241V242H253ZM182 242V243H181ZM260 242V243H259ZM73 243H71V244H73ZM64 243H62V245H63ZM71 244H68L67 246L69 247ZM106 244V243H105ZM258 244H261V245H258ZM263 244V245H262ZM61 245V246H62ZM68 247H64V249L66 250H68ZM106 247H107V249H108V252H109V254H110V251H109V246L106 244ZM147 249H145V251L146 252H151V253H153V254H150L148 257H145L144 259H143V261L141 262V263H138V262H136V261H133L132 259H131V257L129 256V264H159V262H157V261H154L153 259H157L159 256H157L156 255V253H157V249H158V246L156 245L154 248L153 247H150L149 245H146L145 246ZM144 247V248H145ZM150 247V248H149ZM245 247H248V250L247 251H245L244 249H245ZM152 248V249H151ZM71 249H73V248H71ZM70 250V249H69ZM64 251V250H63ZM71 251V250H70ZM52 254L54 253V252H51ZM64 253V252H63ZM128 254L126 253V254H122V258L123 259H125V261H126V264H128V262H127V260H128V256H127ZM111 256V255H110ZM152 256V257H151ZM111 258V257H110ZM111 260H112V258H111ZM18 263V262H17ZM6 264H10L9 262L8 263H6ZM18 264H20V260H19V263Z\"/></svg>","mask_w":264,"mask_h":264},{"label":"bare ground","instance_id":"obj_4","mask_svg":"<svg viewBox=\"0 0 264 264\" xmlns=\"http://www.w3.org/2000/svg\"><path fill=\"white\" fill-rule=\"evenodd\" d=\"M10 1H11V0H10ZM16 1H17V0H16ZM35 1H36V0H35ZM35 1H34V2H35ZM60 1H61V0H60ZM75 1H76V0H75ZM75 1H74V2H75ZM87 1H88V0H87ZM99 1H100V0H99ZM215 1H217V0H215ZM225 1H226V0H225ZM250 1H251V0H250ZM11 2H12V1H11ZM17 2H18V1H17ZM24 2H25V1H24ZM27 2H28V1H27ZM30 2H31V1H29V3H30ZM47 2H49V1H47ZM50 2H51V1H50ZM57 2H58V1H57ZM66 2H67V0H66ZM95 2H96V1H95ZM103 2H104V1H103ZM103 2H101V3H103ZM192 2H193V1H191V3H192ZM194 2H195V1H194ZM226 2H228V1H226ZM245 2H246V1H245ZM32 3H33V2H32ZM44 3H45V2H44ZM53 3L55 4V2H53ZM53 3H51V4L53 5ZM75 3H78V2H75ZM87 3H90V2L88 1ZM109 3H110V2H109ZM111 3H112V2H111ZM189 3H190V2H189ZM191 3H190V4H191ZM207 3L210 4L209 2H207ZM207 3H206V5H207ZM211 3H212V2H211ZM229 3H230V2H229ZM235 3H236V2H235ZM13 4H14V2H13ZM24 4H25V3H24ZM33 4H34V3H33ZM41 4H42V3H41ZM41 4H40V5H41ZM45 4H46V3H45ZM58 4L61 5V3H59V2H58ZM196 4H197V3H195V5H196ZM225 4H226V3H225ZM232 4H233V3H232ZM232 4H231V5H232ZM7 5H8V8H9V6H10V5H9V2H8ZM7 5L5 4V6H7ZM43 5H44V4H42V6H43ZM62 5H63V4H62ZM79 5H80V3H79ZM113 5H114V4H113ZM113 5H112V6H113ZM181 5H182V3H181ZM193 5H194V4H193ZM199 5H200V4H199ZM211 5H213V3H212ZM2 6H3V5H2ZM30 6H31V5H30ZM37 6H38V4H37ZM42 6H41L40 8H45V7H42ZM47 6H49V5L47 4ZM67 6H68V5H67ZM67 6H66V7H67ZM77 6H78V5H77ZM85 6H86V5H85ZM89 6L92 7L91 5H89ZM106 6H107V5H106ZM183 6H184V5H183ZM234 6H235V5H234ZM239 6H241V5H239ZM14 7H17V6H14ZM22 7L26 9V7H24L23 5H22ZM51 7H52V6H51ZM51 7L49 6V8H51ZM63 7L65 8V6H63ZM69 7H70V6H69ZM80 7H81V6H80ZM83 7H84V6H83ZM107 7H108V6H107ZM196 7H197V6H196ZM196 7H195V8H196ZM207 7H209V6H207ZM229 7H231V6H229ZM242 7H244V4H243ZM11 8H12V7H11ZM18 8H19V7H18ZM32 8H33V7H32ZM37 8H38V7H37ZM54 8H55V7H54ZM59 8H60V6H59L57 9L59 10ZM71 8H75V6H74V7H71ZM71 8H70V9H71ZM78 8H79V7H78ZM85 8H87V7H84V9H85ZM105 8H106V7H105ZM105 8H104V9H105ZM176 8H177V7H176ZM178 8H179V6H178ZM183 8L185 9V6L182 7V9H183ZM188 8H189V7H188ZM190 8H191V7H190ZM209 8H210V7H209ZM235 8H236V7H235ZM238 8H239V9H238ZM12 9H14L13 11H15V8H12ZM65 9H67V8H65ZM102 9H103V8H102ZM180 9H181V8H180ZM231 9H232V8H231ZM236 9L241 10L240 7H238V6H237ZM244 9H245V8H244ZM244 9H243V10H244ZM1 10H2V9H1ZM16 10L18 11V9H16ZM26 10H27V9H26ZM36 10H37V9H35V11H36ZM40 10L42 11V9H40ZM43 10H44V9H43ZM61 10H62V9H61ZM89 10H92V9H89ZM203 10H204V9H203ZM205 10H206V9H205ZM209 10H210V9H209ZM234 10H235V9H234ZM234 10H233V12H234ZM7 11H9V10H7ZM20 11H21V9H20ZM20 11H18V12L21 13ZM28 11H29V10H28ZM37 11H38V10H37ZM44 11H45V10H44ZM46 11H47V10H46ZM52 11H53V10H52ZM52 11H51V12H52ZM59 11H60V10H59ZM63 11H64V9H63ZM85 11H86V10H85ZM246 11H249V10H246ZM4 12H5V11H4ZM49 12H50V11H49ZM81 12H82V11H81ZM103 12H104V11H103ZM177 12H178V11H177ZM189 12H190V11H189ZM233 12H232V14H234ZM237 12H239V11H237ZM244 12H245V11H244ZM244 12H243V13H244ZM8 13H9V12H8ZM8 13H7V15H8ZM11 13H13V12L11 11ZM11 13H10V15H11ZM31 13H32V12H31ZM35 13H36V12H35ZM45 13H46V12H45ZM61 13H62V12L60 11V14H61ZM71 13H72V12H71ZM83 13H84V11H83ZM89 13H90V12H89ZM89 13H88V15H91V14H89ZM166 13H167V11H166ZM38 14H39V13H38ZM40 14H41V13H40ZM46 14H47V13H46ZM46 14H45V15H46ZM60 14H59V15H60ZM76 14H79V12H78V13L76 12ZM86 14H87V13H86ZM92 14H93V13H92ZM7 15H5V16H7ZM14 15H15V12H14ZM23 15H26V14H23ZM47 15H48V14H47ZM61 15H62V14H61ZM80 15H82V13H80ZM83 15H84V14H83ZM94 15H95V14H94ZM104 15H105V14H104ZM164 15H165V13H164ZM209 15H210V14H209ZM230 15H231V11H230ZM239 15H240V14H239ZM245 15H246V14H245ZM2 16H3V15H2ZM2 16H1V17H2ZM16 16H17V15H16ZM19 16L21 17L22 15L20 14ZM19 16H18V17H19ZM41 16H43V15H41ZM72 16H73V15H72ZM76 16H77V15H76ZM92 16H93V15H92ZM168 16H169V15H168ZM246 16H248V14H247ZM9 17H11V16H9ZM9 17H8V18H9ZM14 17H15V16H14ZM22 17H23V16H22ZM22 17H21V18H22ZM46 17H47V16H45V18H46ZM62 17L64 18V16H62ZM66 17H67V16H66ZM84 17H85V16H84ZM174 17H175V16H174ZM174 17H173V18H174ZM244 17H245V16H244ZM254 17H255V16H254ZM6 18H7V17H6ZM6 18H5V19H6ZM8 18H7V19H8ZM16 18H17V17H16ZM57 18H58V17H57ZM70 18H71V17H70ZM70 18H69V19H70ZM90 18H92V17H90ZM166 18H167V16H166ZM206 18H207V20H208V17H206ZM210 18H211V17H210ZM7 19H6V20H7ZM11 19H12V18H10V20H11ZM19 19H20V18H19ZM43 19H44V18L42 17V21H43ZM54 19H56V18H54ZM61 19H62V18H61ZM93 19H94V17H93ZM95 19H96V18H95ZM244 19H245V18H244ZM254 19H255V18H254ZM6 20H5V21H6ZM97 20H98V19H97ZM101 20H102V18H101ZM174 20H175V18H174ZM202 20H205V19L203 18ZM246 20H247V19H246ZM47 21H48V20H47ZM54 21H55V20H54ZM60 21L62 22V20H60ZM63 21H64V20H63ZM65 21H66V20H65ZM76 21H77V20H76ZM88 21H89V20H88ZM88 21H87V22H88ZM91 21H92V20H91ZM91 21H90V23H91ZM98 21H99V20H98ZM103 21H104V20H103ZM221 21H222V20H221ZM248 21H250V20H248ZM257 21H258V20H257ZM7 22H8V21H7ZM48 22H50V21H48ZM58 22H59V21H58ZM66 22H67V21H66ZM66 22H64V24H65ZM68 22H69V21H68ZM79 22H80V21H79ZM85 22H86V21H85ZM92 22H93V21H92ZM105 22H107V21H105ZM172 22H173V20H172ZM177 22H178V21H177ZM208 22H209V21H208ZM211 22H212V19H211ZM214 22H215V21H213V23H214ZM224 22H225V21H224ZM227 22H228V21H227ZM239 22H240V21H239ZM4 23H5V22H4ZM44 23H45V22H44ZM50 23H51V22H50ZM52 23H53V21H52ZM56 23H57V22H56ZM96 23H97V22H96ZM96 23H95V24H96ZM205 23H206V21H205ZM225 23H226V22H225ZM237 23H238V22H237ZM244 23H245V22H244ZM247 23H248V22H247ZM45 24H46V23H45ZM45 24H44V25H45ZM62 24H63V23H62ZM71 24H72V23H71ZM87 24H89V23H87ZM199 24H200V22H199ZM219 24H221V23H219ZM250 24H251V23H250ZM1 25H2V23H1ZM7 25H8V24H7ZM9 25H10V24H9ZM55 25H56V24H55ZM57 25H58V24H57ZM59 25H60V24H59ZM66 25H67V24H66ZM66 25H65V28H66V27L68 28V25H67V26H66ZM177 25H178V24H177ZM201 25H203V22H202ZM207 25H208V24H207ZM207 25L205 24V26H207ZM216 25H217V24H215V26H216ZM229 25H231V24L229 23ZM4 26H5V25H4ZM46 26H47V25H46ZM46 26H45V27H46ZM51 26H53V24H52ZM60 26H61V25H60ZM60 26H57V27H60ZM82 26H83V25H82ZM85 26H86V25H85ZM199 26H200V25H199ZM205 26H202V27H205ZM208 26H209V25H208ZM223 26H224V25H223ZM257 26H258V24H257ZM259 26H260V25H259ZM261 26H262V25H261ZM7 27H8V26H7ZM55 27H56V26H55ZM87 27H88V25H87ZM173 27H174V26H173ZM210 27H211V26H210ZM225 27H226V25H225ZM234 27H235V26H234ZM43 28H44V27H43ZM43 28H42V29H43ZM46 28H48V27H46ZM220 28H222V27L220 26ZM231 28H232V27H231ZM262 28H263V27H261V29H262ZM0 29H2V28H0ZM6 29H8V28H6ZM6 29H5V30H6ZM44 29H45V28H44ZM51 29H52V28H51ZM204 29H207V28H204ZM208 29H212V28H208ZM208 29H207V30H208ZM213 29H214V28H213ZM213 29H212V30H213ZM222 29H223V28H222ZM229 29H230V28H229ZM49 30H50V28H49ZM212 30H211V31H212ZM1 31H3V30H1ZM46 31H47V29H46ZM50 31H51V30H50ZM53 31H54V30H53ZM61 31H64V30H61ZM66 31H68V30L66 29ZM70 31H71V29H70ZM72 31H74V30H72ZM75 31H76V30H75ZM218 31H219V30H218ZM222 31H223V30H222ZM222 31H221V32H222ZM229 31H230V30H229ZM203 32H204V31H203ZM221 32H219V33H221ZM1 33H2V32H1ZM59 33H60V32H59ZM83 33H84V32H83ZM205 33H206V32H205ZM210 33H212V32H210ZM213 33H215V32L213 31ZM52 34H53V33H52ZM73 34H74V32H73ZM202 34H203V33H202ZM208 34H209V33H208ZM259 34H261V33H259ZM262 34H263V33H262ZM49 35H50V34H49ZM56 35H57V34H56ZM215 35H216V33H215ZM215 35H214V36H215ZM217 35H218V33H217ZM204 36H205V34H204ZM208 36H209V35H208ZM208 36H207V38H208ZM214 36H213V37H214ZM259 36H260V35H259ZM84 37H87V36H84ZM199 37H200V36H199ZM210 37H212V36L210 35ZM216 37H217V36H216ZM224 37H225V36H224ZM261 37H262V36H261ZM48 38H49V36H48ZM48 38H46V39H48ZM50 38H51V36H50ZM205 38H206V37H205ZM248 38H250V37L248 36ZM53 39H54V38H53ZM53 39H52V40H53ZM214 39H216V38H214ZM263 39H264V38H263ZM48 40H49V39H48ZM50 40H51V39H50ZM57 40H58V39H57ZM57 40H55V41L57 42ZM206 40H207V39H206ZM208 40L210 41L211 39H208ZM198 41H199V40L197 39V42H198ZM200 41L202 42V39H201ZM212 41H213V40H212ZM225 41H226V39H225ZM260 41H262V39H261ZM59 42H61V41L59 40ZM201 42H200V43H201ZM217 42H219V41H217ZM51 43H52V42H51ZM51 43H50V44H51ZM62 43H63V42H62ZM62 43H61V44H62ZM79 43H80V42H79ZM82 43H83V41H82ZM53 44H54V43H53ZM70 44H71V43H70ZM201 44H202V43H201ZM207 44H208V43H207ZM207 44H206V45H207ZM212 44H213V43H212ZM51 45H52V44H51ZM51 45H50V46H51ZM58 45H59V44H58ZM64 45H65V43H64ZM196 45H197V43H196ZM198 45H199V44H198ZM204 45H205V44H204ZM215 45H216V44H215ZM55 46H56V45H55ZM62 46H63V44H62ZM76 46H77V45H76ZM200 46H201V45H200ZM212 46H213V45H212ZM46 47H47V46H46ZM46 47H45V48H46ZM56 47H57V46H56ZM60 47H61V46H60ZM66 47H67V46H66ZM66 47H65V48H66ZM72 47H73V46H72ZM82 47H83V46H82ZM195 47H196V46H195ZM197 47H198V46H197ZM204 47H205V46H204ZM209 47H210V46H209ZM234 47H235V46H234ZM54 48H55V47H54ZM54 48H53V49H54ZM61 48H62V47H61ZM63 48H64V47H63ZM67 48H68V47H67ZM76 48H77V47H76ZM85 48H86V47H85ZM85 48H84V50H85ZM49 49H50V48H49ZM51 49H52V48H51ZM58 49H60V48H58ZM58 49H56V50H58ZM68 49H70V48H68ZM81 49H82V48H81ZM89 49H90V48H89ZM234 49H235V48H234ZM241 49H243V47H242ZM47 50H48V49H47ZM63 50H65V49H63ZM84 50H83V51H84ZM52 51H53V50H52ZM52 51H51V52H52ZM54 51H55V49H54ZM60 51H61V49H60ZM65 51L67 52V50H65ZM70 51H71V49H70ZM83 51H82V52H83ZM112 51H113V50H112ZM112 51H111V52H112ZM235 51H236V50H235ZM245 51H246V50H245ZM247 51H248V50H247ZM46 52H47V51H46ZM46 52H45V53H46ZM48 52H49V51H48ZM57 52L59 53V50H58ZM62 52H63V51H61L60 53L63 54ZM75 52H76V51H75ZM77 52H79V50H77ZM86 52H87V50H86ZM91 52H92V51H91ZM91 52H90L88 55H90ZM109 52H110V51H109ZM241 52H242V51H241ZM250 52H251V51H250ZM49 53H50V52H49ZM71 53H72V52H71ZM79 53H80V52H79ZM79 53H78V54H79ZM87 53H88V52H87ZM99 53H100V52H99ZM105 53H107V52H105ZM116 53H117V51H116ZM232 53H233V52H232ZM245 53H246V52H245ZM61 54H60V58H61ZM66 54H68V53H66ZM72 54H75V55H76V53H72ZM80 54H81V56H83L82 53H80ZM103 54H104V53H103ZM103 54H102V56H104ZM198 54H199V53H198ZM201 54H202V51H201ZM208 54H209V53H208ZM243 54H244V53H243ZM248 54H249V52H248ZM248 54H247V55H248ZM251 54H252V53H251ZM49 55L51 56V53H50ZM69 55H70V54H69ZM92 55H93V54H92ZM205 55H206V54H205ZM233 55H234V54H233ZM233 55H232V56H233ZM237 55H238V54H237ZM245 55H246V54H245ZM46 56H47V55H46ZM46 56H45V58H47ZM54 56H55V55H54ZM81 56H79V57H81ZM99 56H100V55H99ZM111 56H112V55H111ZM198 56H199V55H198ZM201 56H202V55H201ZM58 57H59V56H58ZM71 57H72V55H71ZM76 57H78V56L76 55ZM76 57H74V58L76 59ZM79 57H78L77 60L80 59ZM88 57H89V56H88ZM91 57H92V56H91ZM96 57H97V56H96ZM195 57H196V55H195ZM238 57H239V56H238ZM241 57H242V56H241ZM255 57H256V55H255ZM255 57H253V58L255 59ZM64 58H65V56H64ZM74 58H73V59H74ZM83 58H84V57H83ZM103 58H105V57H103ZM123 58L126 59L127 57H126V58L123 57ZM137 58H139V57H137ZM248 58H249V57H248ZM248 58H247V59H248ZM91 59H93V57H92ZM100 59H102V58H100ZM223 59H224V58H223ZM244 59H245V58H244ZM251 59H252V58H251ZM256 59H257V58H256ZM262 59H263V58H262ZM47 60H48V58H47ZM49 60H50V59H49ZM60 60H61V59H60ZM71 60H72V58H71ZM77 60H75V61H77ZM94 60H95V59H94ZM117 60H118V59H117ZM117 60H116V61H117ZM121 60H123V59H120V61H121ZM51 61H52V60H51ZM58 61H59V60H58ZM89 61H90V60H89ZM101 61H102V60H101ZM101 61H99V64H101V63H100ZM124 61H125L126 64H127V59H126V60H123V61H122V64H123ZM132 61H133V60H132ZM138 61H139V60H138ZM144 61H145V60H144ZM248 61H249V60H248ZM258 61H259V60H257V62H258ZM260 61H261V58H260ZM262 61H263V60H262ZM52 62H54V61H52ZM56 62H57V60H56ZM56 62H55V63H56ZM79 62H81V59H80ZM82 62H83V59H82ZM94 62L96 63V62H98V61H94ZM94 62H93V65H94ZM114 62H115V61H113L112 63H114ZM125 62H124V63H125ZM128 62H129V61H128ZM145 62H146V61H145ZM222 62H223V61H222ZM257 62H256V64H257ZM77 63H78V62H75V64H77ZM88 63H89V62H88ZM103 63H104V61H103ZM107 63H108V60H107ZM118 63H119V62H118ZM130 63H131V62H130ZM130 63H129V64H130ZM250 63H251V62H250ZM71 64H73V63H71ZM78 64H79V63H78ZM83 64H84V62H83ZM90 64H91V63H90ZM115 64H116V63H115ZM115 64H114V65H115ZM120 64H121V63H120ZM149 64H150V63H149ZM262 64H263V63H262ZM80 65H81V64H80ZM84 65H85V64H84ZM87 65H88V64H87ZM102 65H103V64H102ZM102 65H101V66H102ZM105 65H106V64H105ZM109 65H110V64H109ZM109 65H107V67H108ZM111 65H112V64H111ZM136 65L139 66L140 63H139V64L137 63ZM154 65H155V64H154ZM236 65H238V64H235V66H236ZM248 65H249V64H248ZM250 65H251V64H250ZM71 66H72V65H71ZM82 66H83V65H82ZM82 66H81V67H82ZM91 66H92V65H91ZM130 66H131V64H130ZM148 66H150V65H148ZM148 66H147V67H148ZM151 66H152V65H151ZM238 66H239V65H238ZM65 67H66V66H64V68H65ZM69 67H70V66H69ZM69 67H68V68H69ZM77 67H79V65H78ZM81 67H79V68H81ZM98 67H99V66H98ZM102 67H103V66H102ZM110 67H111V66H110ZM119 67H121V65H119ZM131 67H132V66H131ZM209 67H210V66H209ZM229 67H232V66H229ZM248 67H249V66H248ZM252 67H253V66H252ZM252 67H249V68H252ZM262 67H264V66H262ZM70 68H71V67H70ZM75 68H76V67H75ZM91 68H92V67H91ZM150 68H151V67H150ZM232 68H233V67H232ZM253 68H254V67H253ZM255 68H257V67H255ZM71 69H72V68H71ZM77 69H78V68H77ZM93 69H94V68H93ZM93 69H92V71H93ZM116 69H117V68H116ZM221 69H223V68H221ZM65 70H66V69H65ZM68 70H69V69H68ZM68 70H66V72H67ZM73 70H74V68H73ZM75 70H76V69H75ZM75 70H74V71H75ZM97 70H98V69H97ZM112 70H113V69H112ZM127 70H128V69H127ZM127 70L125 69L126 73H128ZM252 70H253V69H252ZM252 70H251V71H252ZM76 71H77V70H76ZM82 71H84V70H82ZM92 71L90 72L91 74H92ZM99 71H100V68H99ZM113 71H116V70H113ZM132 71H133V70H132ZM134 71H135V70H134ZM145 71H146V70H145ZM230 71H231V70H230ZM230 71H229V73H230ZM257 71H259V68H257ZM69 72H70V70H69ZM79 72H80V71H79ZM79 72H78V73H79ZM88 72H89V71H88ZM103 72H104V70H103ZM103 72H101V74H102ZM117 72H118V71H117ZM136 72H138V71L136 70ZM136 72H135V73H136ZM67 73H68V72H67ZM67 73H66V74H67ZM70 73H71V72H70ZM93 73L95 74V71H94ZM97 73H98V72H97ZM105 73L107 74V72H105ZM113 73H114V72H113ZM113 73H112V75H113ZM124 73H125V72H124ZM131 73H133V72H131ZM148 73H150V71H149ZM218 73H219V72H218ZM256 73H257V72H256ZM260 73H261V72H260ZM75 74H76V72H75ZM85 74H86V73H85ZM115 74H116V73H115ZM115 74H114V75H115ZM137 74H138V73H137ZM137 74L129 75V76H130V77H131V76L134 77V76H136ZM154 74H155V73H154ZM224 74H226V73H224ZM63 75H65V72H64V74H61L62 77H63ZM77 75H78V74H76V76H77ZM80 75H81V73H80ZM80 75H78V76H80ZM114 75H113V76H114ZM139 75H140V74H139ZM191 75H192V74H191ZM259 75H260V74H259ZM66 76L68 77L69 74H68V75H65V77H66ZM73 76H74V74H73ZM73 76H72V77H73ZM76 76H75V77H76ZM85 76H86V75H85ZM85 76H84V78H85ZM90 76H91V75H90ZM90 76H89V77H90ZM92 76H93V75H92ZM120 76H121V75H120ZM124 76H126V75H124ZM129 76H126V77L129 78ZM137 76H138V75H137ZM142 76H143V74H142ZM223 76H224V75H223ZM75 77H74V80H75ZM87 77H88V76H87ZM106 77H107V76H106ZM147 77H148V76H147ZM229 77H230V76H229ZM235 77H236V76H235ZM237 77H238V76H237ZM263 77H264V76H263ZM18 78H20V77H18ZM59 78H60V77H59ZM59 78H58V79H59ZM78 78H79V77H78ZM84 78H83V79H84ZM94 78H95V77H94ZM107 78H108V77H107ZM128 78H127V79H128ZM136 78H137V77H136ZM140 78H141V77H140ZM145 78H146V77H145ZM221 78H222V77H221ZM238 78H239V77H238ZM255 78H256V77H255ZM259 78H260V77H259ZM61 79H62V78H61ZM63 79H64V77H63ZM63 79H62V81H63ZM66 79H67V78H66ZM69 79H70V78H69ZM76 79H77V78H76ZM89 79H90V78H89ZM92 79H93V78H92ZM92 79H90V80L92 81ZM100 79H101V78H100ZM111 79H112V78H111ZM129 79H130V78H129ZM240 79H241V78H240ZM240 79H238V80H240ZM260 79L263 80L262 77H261ZM54 80H55V77H54ZM56 80H57V78H56ZM77 80H78V79H77ZM79 80H80V79H79ZM84 80H88V79H84ZM90 80H89V81H90ZM96 80H98V79L96 78ZM102 80H103V79H102ZM104 80H106V79L104 78ZM108 80H110V78H109ZM133 80H134V78H133ZM135 80H136V79H135ZM145 80H146V79H145ZM172 80H173V79H172ZM59 81H60V80H59ZM64 81H65V80H64ZM69 81H70V80H69ZM69 81H68V82H69ZM80 81H81V80H80ZM89 81H88V85H89ZM94 81H95V80H94ZM120 81H123V79H121ZM124 81H127V80H124ZM236 81H237V79H236ZM263 81H264V80H263ZM263 81H262V82H263ZM54 82H55V85H56V84H57L56 81H54ZM57 82H58V81H57ZM60 82H61V81H60ZM66 82H67V81H66ZM66 82H65V83H66ZM70 82H72V81H70ZM70 82H69V83H70ZM75 82H78V81L75 80ZM75 82H74V85H76ZM81 82H82V81H81ZM98 82H100V81H98ZM115 82H116V80H115ZM117 82H118V81H117ZM128 82H131V81L128 80ZM136 82H137V80H136ZM48 83H49V82H48ZM58 83H59V82H58ZM78 83H79V82H78ZM103 83H105V82H103ZM103 83L101 82L100 84L103 86V85H104ZM139 83H140V82H139ZM139 83H138V84H139ZM28 84H29V83H28ZM31 84H32V83H31ZM61 84H62V83H61ZM80 84H81V86H80L81 89H83V88H82V86H83L82 83H80ZM91 84H92V85H91L92 88H94V87H93V86H94V85H93V82H91ZM94 84H95V82H94ZM97 84L99 85V83H97ZM97 84H96V85H97ZM110 84H112V83H110ZM118 84H119V83H118ZM251 84H252V83H251ZM261 84H262V83H261ZM20 85H21V84H20ZM55 85H53L54 88H56L58 85H60V83H59L56 87H55ZM71 85L73 86V84H71ZM88 85H87V86H88ZM114 85H116V84H114ZM119 85H120V84H119ZM121 85H122V84H121ZM147 85H148V84H147ZM147 85H146V86H147ZM246 85H247V84H246ZM256 85H258V84H256ZM262 85H263V84H262ZM77 86H78V85H77ZM112 86H113V85H112ZM112 86H111V87H112ZM144 86H145V84H144ZM247 86H248V85H247ZM259 86H260V85H259ZM30 87H31V86H30ZM35 87H36V86L34 85V88H35ZM38 87H40V85H38ZM38 87H37V88H38ZM42 87H43V86H42ZM48 87H49V85H48ZM50 87L53 88L51 85H50ZM78 87H79V86H78ZM97 87H98V86H97ZM108 87H109V86H108ZM118 87H119V86H118ZM120 87H121V86H120ZM120 87H119V88H120ZM142 87H143V86H142ZM252 87H253V86H252ZM252 87H251V88H252ZM261 87H262V86H261ZM261 87H259V88H261ZM18 88H19V87H18ZM59 88H60V87H59ZM71 88H72V87H71ZM92 88L90 87V89H92ZM103 88H104V87H103ZM212 88H213V87H212ZM248 88H249V87H248ZM12 89H13V88H12ZM16 89H17V88H16ZM16 89H15V90H16ZM32 89H33V88H32ZM66 89H67V88H66ZM76 89H77V88H76ZM236 89H237V88H236ZM249 89H250V88H249ZM249 89H248V90H249ZM257 89H258V88H257ZM55 90H56V89H55ZM63 90H64V88H63ZM63 90H62V91H63ZM71 90H73V88H72ZM71 90H70V92H71ZM86 90H87V89H85V91H86ZM96 90L99 91L100 93L102 92V91H100V90H101V87H100V90H99L98 88H97ZM107 90H110V89H107ZM107 90H106V92H107ZM118 90H119V89H118ZM262 90H264L263 87H262ZM10 91H11V90H10ZM16 91H17V90H16ZM58 91H59V90H58ZM65 91H66V90H65ZM75 91H77V90H75ZM88 91H90V90H88ZM97 91H96V92H97ZM110 91H111V90H110ZM113 91H114V90H113ZM123 91H124V90H123ZM245 91H246V90H245ZM249 91H250V90H249ZM254 91H256V90H254ZM254 91H253V94H254ZM14 92H15V91H13V93H14ZM17 92H18V91H17ZM19 92H20V91H19ZM54 92H55V91H54ZM104 92H105V91H104ZM106 92H105V93H106ZM132 92H133V91H132ZM241 92H242V91H241ZM250 92H252V91H250ZM250 92H249V93H250ZM261 92H262V91H261ZM261 92H260V93H261ZM263 92H264V91H263ZM10 93H11V92H10ZM20 93H21V92H20ZM49 93H50V92H49ZM74 93H75V92H74ZM74 93H73V94H74ZM121 93H122V91H121ZM121 93H120V94H121ZM125 93H126V92H125ZM125 93H124V94H125ZM239 93H240V92H239ZM246 93H247V92H246ZM66 94H67V93H66ZM90 94H92V93H90ZM90 94L88 93V94L86 95L87 98H90V97L92 96V95H90ZM110 94H111V93H110ZM114 94H115V91H114ZM120 94H119V95H120ZM142 94H144V93L142 92ZM148 94H149V92L147 93V95H148ZM255 94H256V93H255ZM258 94H259V93H258ZM11 95H12V93H11ZM24 95H25V93H24ZM58 95H60V92H59ZM70 95H72V94H70ZM77 95H78V93H77ZM88 95H89V96H88ZM106 95H108V94H106ZM111 95H112V94H111ZM111 95H110V96H111ZM115 95H116V94H115ZM119 95H117V96H119ZM128 95H129V94H128ZM140 95H141V94H140ZM241 95H242V93H241ZM74 96H75V95H74ZM74 96H73V97H74ZM95 96H96V95H95ZM95 96H94V97H95ZM121 96H123V95L121 94L120 97H121ZM138 96H139V94H138ZM141 96H142V95H141ZM143 96H144V95H143ZM148 96H149V95H148ZM239 96H240V94H239ZM246 96H247V95H246ZM12 97H13V95H12ZM21 97H22V96H21ZM26 97H27V96H26ZM26 97H23V98L26 99ZM40 97H41V96H40ZM44 97H45V96H44ZM47 97H48V96H47ZM56 97H57V96H56ZM73 97H72V98H73ZM75 97H76V96H75ZM77 97H78V96H77ZM192 97H193V96H192ZM214 97H215V96H214ZM251 97H252V94H251ZM9 98H10V97H9ZM19 98H20V97H19ZM58 98H59V97H58ZM60 98H62V97H60ZM64 98H65L64 100H65V102H66V97H64ZM68 98H69V97H68ZM72 98H71V99H72ZM110 98H111V97H110ZM110 98H109V100H110ZM112 98H115V97L112 96ZM117 98H119V97H117ZM117 98H116V99H117ZM124 98H125V97H124ZM127 98H128V97H127ZM14 99H15V98H14ZM25 99H24V100H25ZM48 99H49V97H48ZM69 99H70V98H69ZM69 99H68V100H69ZM73 99H75V98H73ZM77 99H78V98H77ZM79 99H80V97H79ZM90 99H92V98H90ZM99 99H100V98H99ZM103 99H104V97H103ZM121 99H123V98H121ZM247 99H249V98H247ZM16 100H17V101H20V100H18V99H16ZM75 100H76V99H75ZM92 100H93V99H92ZM126 100H127V99H126ZM128 100H129V99H128ZM152 100H153V98H152ZM251 100H252V98H251ZM21 101H22V99H21ZM33 101H34V100H33ZM37 101H38V100H37ZM57 101H58V100H57ZM60 101H61V100H60ZM104 101H105V99H104ZM106 101H107V100H106ZM116 101H117V100H116ZM116 101H114V102H116ZM119 101H120V100H119ZM119 101H118V102H119ZM124 101H125V100H124ZM210 101H212V99H211ZM220 101H222V100H220ZM249 101H250V100H249ZM249 101H248V102H249ZM22 102H23V101H22ZM54 102H55V100H54ZM69 102H70V100H69ZM88 102H89V101H88ZM88 102H87V103H88ZM90 102H92V101H90ZM90 102H89V103H90ZM108 102H109V101H108ZM111 102H113V101H111ZM118 102H117V103H118ZM125 102H127V101H125ZM228 102H229V101H228ZM55 103H57V102H55ZM55 103H54V104H55ZM58 103H60V102H58ZM62 103H63V100H62ZM62 103H61V104H62ZM97 103H98V101H97ZM117 103H115V104H117ZM216 103H217V102H216ZM241 103H243V102H240V105H241ZM245 103H246V102H245ZM253 103H254V102H253ZM259 103H260V102H259ZM63 104L65 105V103H63ZM63 104H62V105H63ZM66 104H67V103H66ZM69 104H70V103H69ZM102 104H103V103H102ZM113 104H114V103H113ZM113 104H112V107H113ZM243 104H244V103H243ZM247 104H248V103H247ZM251 104H252V103H251ZM38 105H39V104H38ZM82 105H83V102H82V104L80 105V107H81ZM97 105H98V104H97ZM100 105H101V104H100ZM197 105H198V104H197ZM245 105H246V104H245ZM255 105H257V104H255ZM71 106H72V105H71ZM83 106H84V105H83ZM87 106H89V105H87ZM107 106H108V103H107ZM110 106H111V104H110ZM122 106H123V104H122ZM198 106H199V105H198ZM248 106H249V105H248ZM261 106H262V105H261ZM47 107H48V106H47ZM64 107H66V105H65ZM96 107H97V106H96ZM96 107H95V109H96ZM103 107H106V106H103ZM115 107H117V106H115ZM126 107H127V106H126ZM220 107H221V106H220ZM244 107H245V106H244ZM246 107H247V106H246ZM58 108H59V106H58ZM91 108H92V107H91ZM91 108H90V109H91ZM100 108H101V106H100ZM107 108H108V107H107ZM107 108H105L104 110H106ZM113 108H114V107H113ZM117 108H118V107H117ZM121 108H122V107H121ZM160 108H161V107H160ZM213 108H214V107H213ZM221 108H222V107H221ZM237 108H238V107H237ZM262 108H264V107H262ZM56 109H57V105H56ZM68 109H69V108H68ZM98 109H99V108H98ZM108 109H109V108H108ZM126 109H128V108H126ZM218 109H219V107H218ZM243 109H244V108H243ZM243 109H242V110H243ZM60 110H61V109H60ZM65 110H67V109H65ZM92 110H93V109H92ZM104 110H103V111H104ZM119 110H120V107H119ZM220 110H222V109H220ZM242 110H241V111H242ZM262 110H263V109H262ZM56 111H58V110H56ZM90 111H91V110H90ZM98 111H99V110H98ZM103 111H102V113H103ZM147 111H148V110H147ZM192 111H193V110H192ZM237 111H240V110L237 109ZM63 112H64V110H63ZM73 112H74V111H73ZM93 112H94V111H93ZM114 112H115V110H113L112 114H113ZM148 112H149V111H148ZM217 112H218V110H217ZM243 112H244V111H243ZM256 112H257V110H256ZM70 113H72V112H70ZM70 113H69V114H70ZM95 113H96V112H95ZM109 113H110V112H109ZM39 114H40V113H39ZM47 114H50V113H47ZM47 114L45 113V115H47ZM53 114H54V112H53ZM53 114H51V115H53ZM58 114H60V112H59ZM85 114H86V113H85ZM87 114H88V113H87ZM91 114L93 115V113H91ZM106 114H108V113H106ZM146 114H147V113H146ZM149 114H150V113H149ZM217 114H218V113H217ZM223 114H224V113H223ZM235 114H236V113H235ZM238 114H239V113H238ZM244 114H245V112H244ZM252 114H254V113H252ZM252 114H251V115H252ZM258 114H261V113H258ZM54 115H55V114H54ZM56 115H57V114H56ZM63 115H64V114H63ZM97 115H98V114H97ZM100 115H101V114H100ZM103 115H104V113H103ZM113 115H114V114H113ZM41 116H42V114H41ZM85 116L87 117V115H85ZM98 116H99V115H98ZM218 116L220 117L219 114H218ZM240 116H241V115H240ZM255 116H256V115H255ZM257 116H258V115H257ZM259 116H260V115H259ZM47 117H48V116H47ZM47 117H46V118H47ZM52 117H53V116H52ZM56 117H57V116H56ZM59 117H60V116H59ZM61 117H64V116H61ZM99 117H100V116H99ZM109 117H110V116H109ZM116 117H117V116H116ZM116 117H115V118H116ZM234 117H237V116H234ZM241 117H242V116H241ZM260 117H262V116H260ZM36 118H37V116H36ZM44 118H45V117H44ZM44 118H43V119H44ZM48 118H49V117H48ZM53 118H54V117H53ZM105 118H106V117H105ZM105 118H104V119H105ZM107 118H108V117H107ZM107 118H106V119H107ZM112 118H113V117H112ZM164 118H165V117H164ZM209 118H210V117H209ZM211 118H212V117H211ZM246 118H248V117H246ZM263 118H264V116H263ZM116 119H117V118H116ZM162 119H163V118H162ZM216 119H217V117H216ZM231 119H232V118H231ZM257 119H258V121H260L261 118H260V119L257 118ZM107 120H109V119H107ZM160 120H161V119H160ZM213 120H215V118H214ZM213 120H211V121H213ZM239 120H241V119H239ZM239 120H237V121H239ZM263 120H264V119H262V121H263ZM38 121H39V120H38ZM43 121H44V120H43ZM47 121H49V119H48ZM51 121H52V120H51ZM111 121L114 122L113 120H111ZM117 121H120V120L117 119ZM215 121H217V120H215ZM215 121H214V122H215ZM231 121H232V120H231ZM255 121H256V120H255ZM112 122H111V124H112ZM194 122H195V121H194ZM203 122H205V121H203ZM232 122H233V121H232ZM156 123H157V122H156ZM199 123H200V121H199ZM201 123H202V122H201ZM208 123H211V122L208 121ZM208 123H206V124H208ZM215 123H216V122H215ZM236 123H237V122H236ZM239 123H240V122H239ZM241 123H242V122H241ZM261 123H262V122H261ZM263 123H264V122H263ZM46 124H47V123H46ZM227 124H228V123H227ZM227 124H226V125H227ZM232 124H233V123H232ZM237 124H238V123H237ZM246 124H247V123H246ZM248 124H249V123H248ZM251 124H253V123H251ZM256 124H257V123H256ZM259 124H260V123H259ZM185 125H186V124H185ZM228 125H229V124H228ZM254 125H255V123H254ZM254 125H253V126H254ZM199 126H200V125H199ZM212 126H213V124H212ZM212 126H211V127H212ZM217 126H219V125H217ZM217 126H216V124H215V127H217ZM236 126H237V125H236ZM241 126H242V125H241ZM253 126H252V127H253ZM255 126H257V125H255ZM258 126H259V125H258ZM262 126H263V124H262ZM228 127H229V126H228ZM231 127H232V125H231ZM246 127H248V126H246ZM252 127H251V128H252ZM201 128H202V127H201ZM213 128H214V127H213ZM213 128H212V130H213ZM225 128H226V127H225ZM232 128H233V127H232ZM242 128H243V126H242ZM251 128H249V129H251ZM254 128H255V127H254ZM254 128H253V130H254ZM259 128H260V127H259ZM263 128H264V127H263ZM202 129H204V128H202ZM246 129H247V128H246ZM257 129H258V127H257ZM260 129H261V128H260ZM260 129H259V130H260ZM103 130H104V129H103ZM103 130H102V131H103ZM120 130H121V129H120ZM120 130H119V132H120ZM207 130H208V129H207ZM215 130H216V129H215ZM215 130H214V131H215ZM218 130H220V128H219ZM218 130H217V131H218ZM244 130H245V128H244ZM244 130H241V131H244ZM247 130H248V129H247ZM2 131H3V130H2ZM202 131H203V130H202ZM256 131H257V130H256ZM256 131H255V133H256ZM220 132H221V130H220ZM192 133H194V132H192ZM224 133H225V131H224ZM226 133H227V132H226ZM233 133H235V132L233 131ZM240 133H241V132H240ZM248 133H249V130H248ZM250 133H251V130H250ZM260 133H261V132H260ZM262 133H264V132H262ZM103 134H104V132H103ZM211 134H212V133H211ZM214 134H215V133H214ZM235 134L238 135L239 133L236 132ZM235 134H234V135H235ZM99 135H101V134H99ZM212 135H213V134H212ZM218 135H219V134H218ZM236 135H235V136H236ZM239 135H240V134H239ZM243 135H244V134H243ZM243 135L239 136L238 139H240V141L242 140V138L245 137V136L242 137ZM246 135H247V134H246ZM250 135H251V134H250ZM254 135H255V134H254ZM106 136H107V135H106ZM106 136H105V137H106ZM116 136H117V135H116ZM210 136H211V135H210ZM215 136H216V134H215ZM219 136H220V135H219ZM222 136H223V134H222ZM235 136H234V137H235ZM256 136H258V135H256ZM94 137L97 138V139H98V138H99V139L101 138V136H100V137H97V136H95V134H94L93 137H91V138L94 139ZM231 137H232V136H231ZM248 137H249V136H248ZM250 137H251V136H250ZM258 137H259V136H258ZM258 137H256V138H258ZM91 138H90V139H91ZM215 138H216V140H217V137H215ZM227 138H229V135H228ZM99 139H98V141H99ZM218 139H219V138H218ZM231 139H232V138H231ZM235 139H236V138H235ZM221 140H223V139L220 138V141H221ZM226 140H227V139H226ZM250 140H255V138H254V139L252 138V139H250ZM95 141H97V140H95ZM103 141H104V139H103ZM103 141H102V142H103ZM174 141H175V140H174ZM231 141H232V140H230V142H231ZM244 141H246V140H244ZM88 142H89V141H88ZM93 142H94V141H93ZM218 142H219V141H218ZM223 142H224V144H225L226 141H223ZM233 142H234V139H233ZM233 142H231V143H229V144H232ZM248 142H250V141H248ZM256 142H259V141L256 140ZM256 142H255V143H256ZM12 143H13V142H12ZM221 143H222V141H221ZM246 143H247V142H246ZM261 143H263V142H261ZM87 144H88V143H87ZM238 144H239V143H237V145H238ZM247 144H248V143H247ZM226 145H227V144H226ZM242 145H243V144H242ZM257 145H260V144H257ZM257 145H256V147H257ZM26 146H27V145H26ZM87 146H88V145H87ZM100 146H101V145H100ZM102 146H103V145H102ZM229 146L231 147V145H229ZM229 146H228V147H229ZM246 146H247V145H246ZM251 146H252V143H251ZM262 146H264V143L262 144ZM262 146H261V147H262ZM4 147H5V146H4ZM242 147H243V146H242ZM253 147H254V146H253ZM8 148H9V147H8ZM168 148H169V147H168ZM168 148H167V149H168ZM238 148H240V146L237 147L236 149H238ZM245 148H246V147H245ZM248 148H249V146H248ZM248 148H247V149H248ZM258 148H259V147H258ZM240 149H241V148H240ZM240 149H239V151H240ZM0 150H1V149H0ZM165 150H166V149H165ZM248 150H249V149H248ZM250 150H251V149H250ZM168 151H170V150L168 149L166 152L168 153ZM235 151H236V150H235ZM241 151H242V149H241ZM241 151H240V152H241ZM251 151H252V150H251ZM259 151H260V150H259ZM262 151H263V150H262ZM240 152H238V153H240ZM253 152L255 153L256 151H253ZM244 153H245V152H244ZM251 153H252V152H251ZM146 154H147V153H146ZM168 154L170 155V153H168ZM168 154H167V155H168ZM235 154H236V153H235ZM255 154L257 155V152H256ZM259 154H260V152H259ZM233 155H234V154H233ZM237 155H238V154H237ZM246 155H251V154H246ZM253 155H254V154H253ZM260 155H261V154H260ZM234 156H236V155H234ZM240 156H241V155H240ZM144 157H145V156H144ZM237 157H238V156H237ZM243 157H244V156H243ZM250 157H251V156H250ZM141 158L143 159V157H141ZM168 158H169V157H168ZM144 159H145V158H144ZM146 159H147V156H146ZM237 159H238V158H237ZM239 159H240V158H239ZM245 159H246V158H245ZM245 159H244V160H245ZM136 161H137V159H136ZM239 161H241V159H240ZM235 163H237V162H235ZM82 166H83V165H82ZM240 166H241V165H240ZM73 167H75V165H74ZM84 167H85V166H84ZM134 167H135V166H134ZM236 167H238V166H236ZM72 169H73V168H72ZM74 169H75V168H74ZM132 170H133V169H132ZM134 170H135L134 172L137 171L135 168H134ZM139 170H141V169H139ZM143 170H144V169H143ZM238 170H240V169H238ZM75 171H76V169H75ZM75 171H74V172H75ZM79 171H80V170H79ZM83 171H84V170H83ZM86 171H88V170H86ZM104 171H106V170H104ZM154 171H156V170H154ZM164 171H165V170H164ZM242 171H243V170H242ZM242 171H241V173H242ZM77 172H78V171H77ZM80 172H81V171H80ZM101 172H102V171H101ZM107 172H108V171H107ZM107 172H106V173H107ZM233 172H234V171H233ZM78 173H79V172H78ZM92 173H93V172H92ZM103 173H104V172H103ZM103 173H102V174H103ZM106 173H104V174H106ZM131 173H132V172H131ZM237 173H238V172H237ZM239 173H240V172H239ZM85 174H87V173H85ZM98 174H99V173H98ZM129 174H130V172H129ZM163 174H164V173H163ZM89 175H90V174H89ZM94 175H95V174H94ZM236 175H237V174H236ZM236 175H235V176H236ZM164 176H166V175H164ZM161 177H162V175H161ZM239 177H240V176H239ZM164 178H165V177H164ZM227 178H228V177H227ZM161 179H162V178H161ZM232 179H233V178H232ZM240 179H241V178H240ZM233 180H234V179H233ZM237 180H238V179H237ZM226 181H227V180H226ZM240 181H242V179H241ZM155 183H157V180H156ZM161 183H162V180H161ZM161 183H160V184H161ZM163 183H164V182H163ZM223 183H224V181H223ZM230 183H231V181H230ZM254 183H255V182H254ZM160 184H158V185H160ZM221 184H222V182H220V185H221ZM225 184H227V183H225ZM225 184H224V186H225ZM240 184H241V183H240ZM249 184H250V183H249ZM113 185H114V184H113ZM154 185H155V184H154ZM156 185H157V184H156ZM217 185H219V184H217ZM231 185H232V184H231ZM234 185H235V184H234ZM242 185H243V184H242ZM162 186H163V185H162ZM247 186H248V185H247ZM249 186H250V185H249ZM158 187H159V186H158ZM230 187H231V186H230ZM125 188H126V187H125ZM160 188H161V187H160ZM168 188H169V187H168ZM254 188H255V187H254ZM152 189H153V188H152ZM165 189H166V187H165ZM156 190H157V189H155V192H154V193H157ZM162 190H163V188H162ZM166 190H167V189H166ZM218 190H219V188L217 189V192H218ZM114 191H115V190H114ZM153 191H154V189L152 190V192H153ZM163 191H164V190H163ZM213 191H214V190H213ZM160 192H162V191H160ZM162 193H163V192H162ZM166 193H167V192H166ZM166 193H163V194H166ZM168 194H169V193H168ZM153 195H154V194H153ZM158 195H159V194H158ZM169 195H170V194H169ZM155 196H156V195H155ZM160 196L162 197V194H161ZM160 196H159V197H160ZM163 196H164V195H163ZM171 196H172V195H171ZM224 196H225V195H224ZM115 197H116V196H115ZM153 197H154V196H153ZM153 197H152V198H153ZM167 197H168V195H167ZM152 198H149V199L151 200ZM173 198H174V197H172V199H173ZM200 198H201V197H200ZM154 199H155V198H154ZM162 199H163V197H162ZM174 199H175V198H174ZM198 199H199V198H198ZM176 200H177V199H175L174 201H176ZM146 201H147V200H146ZM146 201H145V202H146ZM170 201H171V199H170ZM187 201L189 202V200H187ZM168 202H169V201H168ZM180 202H181V201H180ZM182 202H183V201H182ZM60 203H61V202H60ZM63 203H65V202H63ZM132 203H133V202H132ZM147 203H148V201H147ZM172 203H173V201H172ZM174 203H175V202H174ZM260 203H261V202H260ZM262 203H263V202H262ZM112 204H113V203H112ZM139 204H140V203H139ZM148 204H149V203H148ZM166 204H168V203H166ZM60 205H61V204H60ZM68 205H69V204H68ZM143 205H144V204H143ZM169 205H171V203H170ZM175 205H176V204H175ZM261 205H263V204H261ZM61 206H62V205H61ZM66 206H67V204H66ZM132 206H133V205H132ZM139 206H140V205H139ZM144 206H145V205H144ZM162 206H163V205H162ZM165 206H167V205H165ZM113 207H114V206H113ZM168 207H169V206H168ZM175 207H176V206H175ZM181 207H182V206H181ZM58 208H60V207H58ZM62 208H63V207H62ZM64 208H66V207H64ZM69 208H71V207H69ZM114 208H116V207H114ZM147 208H148V207H147ZM221 208H222V207H221ZM71 209H72V208H71ZM108 209H109V208H108ZM222 209H223V208H222ZM56 210H57V209H56ZM113 210H114V209H113ZM143 210H144V209H143ZM51 211H52V210H51ZM61 211H62V210L60 209V212H61ZM66 211H67V210H66ZM72 211H73V210H72ZM56 212H57V211H56ZM58 212H59V211H58ZM70 212H71V211H70ZM75 212H76V211H75ZM108 212H109V211H108ZM116 212H117V211H116ZM141 212H142V211H141ZM221 212H222V211H221ZM103 213H104V211H103ZM109 213H110V212H109ZM143 213H144V211H143ZM172 213H173V212H172ZM219 213H220V212H219ZM64 214H66V213H64ZM106 214H107V213H106ZM173 214H174V213H173ZM173 214H172V215H173ZM175 214H176V213H175ZM68 215H69V214H68ZM139 215H140V213H139ZM139 215H138L137 218H139ZM50 216H51V215H50ZM50 216H49V217H50ZM65 216H66V215H65ZM135 216H136V215H135ZM197 216H200V215H197ZM204 216H205V215H204ZM61 217H62V216H61ZM70 217H71V216H70ZM73 217H74V216H73ZM119 217H120V216H119ZM131 217H132V216H131ZM131 217H129V218H131ZM133 217H134V216H133ZM141 217H142V214H141ZM147 217H148V216H147ZM46 218H47V217H46ZM120 218H122V217H120ZM124 218H125V217H124ZM145 218H146V217H145ZM172 218H173V217H172ZM181 218H182V217H181ZM248 218L250 219V217H248ZM39 219H41V218H39ZM58 219H59V218H58ZM60 219H61V218H60ZM60 219H59V220H60ZM62 219H64V218H62ZM237 219H238V218H237ZM35 220H36V219H35ZM35 220H34V221H35ZM66 220H71V219H66ZM111 220H112V219H111ZM116 220H117V218H116ZM124 220H125V219H124ZM127 220H128V217H127L126 221H127ZM137 220H138V219H137ZM149 220H150V216H149ZM193 220H194V219H193ZM193 220H192V221H193ZM202 220H203V219H202ZM44 221H45V220H44ZM133 221H134V219H132V222H133ZM146 221H147V220H146ZM197 221L199 222L200 219L197 220ZM251 221H252V220H251ZM37 222H38V221H37ZM42 222H43V220H42ZM42 222H41V223H42ZM59 222H60V221H59ZM112 222H114V221H112ZM119 222H120V220H119ZM121 222H122V221H121ZM124 222H125V221H124ZM124 222H123V226L125 225ZM127 222H128V221H127ZM127 222H126V223H127ZM173 222H175V221H173ZM241 222L244 223L243 221H241ZM241 222H239V223H241ZM34 223H36V222H34ZM143 223H144V222H143ZM150 223H151V222H150ZM152 223H154V222H152ZM152 223H151V224H152ZM170 223H171V222H170ZM196 223H197V222H196ZM210 223H211V222H210ZM245 223H246V221H245ZM130 224H131V223H130ZM171 224H172V223H171ZM198 224H199V223H198ZM248 224H249V223H248ZM256 224H257V223H256ZM34 225H35V224H34ZM36 225H37V224H36ZM121 225H122V223H121ZM128 225H129V224H128ZM142 225H144V224H142ZM174 225H175V224H174ZM176 225H177V224H176ZM233 225H235V224H233ZM237 225H238V223H237ZM244 225H245V224H244ZM250 225H251V224H250ZM53 226H54V225H53ZM126 226H127V224H126ZM171 226H172V225H171ZM171 226H170V228H171ZM181 226H182V225H181ZM181 226H180V227H181ZM184 226H185V225H184ZM186 226H188V225H186ZM245 226H246V225H245ZM248 226H249V225H248ZM57 227H59V226H57ZM60 227H61V226H60ZM64 227H65V226H64ZM180 227H179V228H180ZM215 227H216V226H215ZM223 227H224V226H223ZM226 227H227V226H226ZM228 227H229V226H228ZM233 227H234V226H233ZM240 227H241V226H240ZM257 227L259 228L260 226L258 225ZM52 228H53V227H52ZM54 228H56V227L54 226ZM38 229H39V228H38ZM38 229H37V230H38ZM41 229L43 230V228H41ZM184 229H185V227H184ZM236 229H237V228H236ZM244 229H245V228H243V230H244ZM35 230H36V229H35ZM37 230H36V231H37ZM42 230H41V231H42ZM44 230H45V229H44ZM171 230H172V228H171ZM174 230H175V229H174ZM174 230H172V231H174ZM234 230H235V227H234ZM234 230H233V231H234ZM243 230H241V231H242V232H244V231H248V229H246V230H244V231H243ZM251 230H253V229H251ZM251 230H249V231L251 232ZM255 230H256V229H255ZM47 231H48V230H47ZM147 231H148V230H147ZM179 231H180V230H179ZM179 231H178V232H179ZM237 231H238V230H237ZM241 231H238V233H239V232L241 233ZM249 231H248V232H249ZM199 232H202V231H199ZM34 233H35V232H34ZM37 233H38V232H37ZM149 233H150V231H149ZM176 233H177V232H176ZM205 233H206V232H205ZM205 233H204V236H205ZM246 233H247V232H246ZM251 233H252V232H251ZM58 234L60 235V233H58ZM58 234H57V235H58ZM93 234H94V233H93ZM93 234H92V235H93ZM147 234H148V232H147ZM200 234H201V233H200ZM200 234H199V236H200ZM37 235H38V234H37ZM100 235H101V234H100ZM103 235H104V234H103ZM142 235H143V234H142ZM201 235H203V232H202ZM239 235H240V234H239ZM261 235H262V234H261ZM261 235H260V236H261ZM39 236H40V235H39ZM53 236H54V235H53ZM94 236H95V235H94ZM130 236H131V235H130ZM96 237H97V236H96ZM131 237H133V236H131ZM261 237H264V236L262 235ZM243 238H244V237H243ZM243 238H241V239L243 240ZM258 238H260V237L258 236ZM129 239H130V238H129ZM132 239H133V238H132ZM132 239H131V240H132ZM254 239H255V238H254ZM261 239H262V238H260V240H261ZM100 240H101V239H100ZM133 240H134V239H133ZM192 240H194V239H192ZM202 240H203V239H202ZM204 240H205V239H204ZM204 240H203V242H204ZM237 240H238V239H237ZM258 240H259V239H258ZM260 240H259V241H260ZM87 241H89V240H87ZM194 241H195V240H194ZM252 241H253V240H252ZM83 242H84V241H83ZM83 242H82V243H83ZM85 242H86V241H85ZM145 242H146V241H145ZM192 242H193V241H192ZM237 242H241V241H237ZM253 242H254V241H253ZM260 242H263V240H261ZM260 242H259V243H260ZM89 243H90V242H89ZM98 243H99V242H98ZM98 243H97V244H98ZM101 243H102V242H101ZM101 243H100V244H101ZM149 243L152 244L151 242H149ZM181 243H182V242H181ZM204 243H205V242H204ZM254 243H255V242H254ZM263 243H264V242H263ZM10 244H11V242H10ZM175 244H176V243H175ZM182 244H184V243H182ZM14 245H15V244L12 243L11 248L14 247ZM71 245H72V244H71ZM73 245H75V244H73ZM83 245H84V244H83ZM152 245H153V244H152ZM188 245H189V244H188ZM192 245H193V244H192ZM239 245H240V244H239ZM241 245H242V243H241ZM258 245H261V244H258ZM262 245H263V244H262ZM77 246H78V245L76 244V247H77ZM183 247H184V245H183ZM236 247H237V245H236ZM6 248H7V246H6ZM14 248H15V247H14ZM74 248H75V247H74ZM104 248H105V247H104ZM139 248H140V247H139ZM143 248H144V247H143ZM145 248H146V247H145ZM145 248H144V249H145ZM149 248H150V247H149ZM168 248H169V247H168ZM180 248H181V247H180ZM186 248H188L187 245H186ZM195 248H197V247H195ZM8 249H9V245H8ZM75 249H76V248H75ZM199 249H200V248H199ZM234 249H235V248H234ZM236 249H238V248H236ZM11 250H12V249H11ZM164 250H165V249H164ZM166 250H167V249H166ZM189 250H191V252H192L193 249H192V248H191V249L189 248L188 251H189ZM197 250H198V249H197ZM201 250H203V249H201ZM64 251H65V250H64ZM167 251H168V250H167ZM169 251H170V250H169ZM173 251H174V250H173ZM178 251H179V250H178ZM194 251H196V250H194ZM237 251H238V250H237ZM237 251H236V252H237ZM88 252H89V251H88ZM97 252H98V251H97ZM145 252H146V251H145ZM164 252H165V251H164ZM170 252H171V251H170ZM185 252H187V251L185 250ZM204 252H205V251H204ZM62 253H63V252H62ZM94 253H95V252H94ZM148 253H149V252H148ZM178 253H179V252H178ZM188 253H189V252H188ZM206 253H207V252H206ZM233 254H234V252H233ZM193 255H194V254H193ZM216 255H219V254H216ZM224 255H225V254H224ZM224 255H223V257H224ZM229 255H231V253H230ZM139 256H140V255H139ZM143 256H144V255H143ZM143 256H142V259H144ZM145 256H147V255H145ZM148 256H149V255H148ZM148 256H147V257H148ZM220 256H222V255H219V257H220ZM225 256H226V255H225ZM227 256H228V255H227ZM108 257H109V256H108ZM151 257H152V256H151ZM217 257H218V256H217ZM223 257H221V258H223ZM224 258H225V257H224ZM226 258H228V257H226ZM21 262H22V261H21ZM107 262H109V261H107ZM178 262H179V261H178ZM178 262H176V263H178ZM16 263H17V262H15V264H16ZM18 263H19V261H18ZM56 263H57V262H56ZM56 263H55V264H56ZM181 264H182V263H181Z\"/></svg>","mask_w":264,"mask_h":264},{"label":"flooded vegetation","instance_id":"obj_5","mask_svg":"<svg viewBox=\"0 0 264 264\" xmlns=\"http://www.w3.org/2000/svg\"><path fill=\"white\" fill-rule=\"evenodd\" d=\"M233 159H234V161H235V156L233 155ZM113 181V180H112ZM258 186V185H257ZM256 187V186H255ZM251 188H254V187H251ZM169 191H170V189H169ZM170 193L172 194V192L170 191ZM173 195V194H172ZM174 196V195H173ZM175 197V196H174ZM177 199V198H176ZM264 199V198H263ZM179 201H187V200H189V202H194V201H197L198 200V198L197 199H194V200H190V199H183V200H181V199H178ZM256 200H259V199H256ZM162 201V200H161ZM67 204H68V202H66ZM163 204H164V202H163ZM48 207H50V206H48ZM45 208H47V207H45ZM180 208V207H179ZM41 209H44V208H41ZM108 209V208H107ZM106 209V210H107ZM38 210H40V209H37V210H35V211H33L32 213H30V214H28L26 217H24L23 219H21V221H23L25 218H27V217H29L30 215H32L33 213H35L36 211H38ZM73 210V209H72ZM106 210H104V211H106ZM157 211H159V212H161V211H164V209H161V208H159ZM77 212V211H76ZM79 213V212H78ZM102 213L103 212H101V215H102ZM82 215H85V214H82ZM204 215V214H203ZM86 216V215H85ZM197 216V215H196ZM200 216H202V215H200ZM88 217V216H87ZM154 218H159V221H161V223H162V220H161V218H164V216H162V215H160L159 214V216H156V215H154L153 216ZM91 220H92V218H90ZM21 221H18L17 222V224H19ZM151 221H153V220H151ZM164 222V221H163ZM152 223V222H151ZM161 223L160 224H158V223H156V224H152L149 228H151V230H153V232L151 233V234H149L148 236H147V240H146V242L144 241V243L143 242H136V243H134L133 244V242H131V241H129V240H127V244H128V246H129V248L130 249H135V251H130V252H128L127 254V256H128V260H127V262H128V264H129V256L131 257V259L133 260V261H135V260H137L135 257H134V254H139V253H142V252H144L145 251V249H147V248H143V247H145L146 245H147V243H148V237H150V236H157V242H156V244L153 246V247H155L156 245L158 246V249H157V253L156 254H159L161 257H162V255H163V257L162 258H159V262L161 263V261H164L165 259H168V260H172V259H176L179 255H183V253L185 252V250L186 251H188V249L190 248H192L193 250H192V253L194 254V255H192L191 257H190V259L189 260H191V259H194V260H197V259H199V258H201V257H203V258H206V256L207 255H204V254H200L199 252H197L198 250V247L197 248H195L197 245L199 246L200 245V241L202 240H200V241H196V239H194V240H192V239H190V240H188V241H186L184 244H179V245H177V243L175 244V241H174V247H167V245H170L169 244V240H171V239H175L176 240V236L177 235H179V233H178V231H172V230H170V231H163V232H160V230L161 229H164V224L163 225H161ZM156 231V232H155ZM177 232V233H176ZM127 238L129 239V233H128V235H127ZM165 238H167V240H165ZM193 241V242H192ZM161 244H164L165 245V247H160V245ZM189 244V245H188ZM193 244V245H192ZM183 245H184V247H183ZM186 245H187V247L188 248H186ZM195 246V247H194ZM140 247V248H139ZM181 247V248H180ZM165 249V250H164ZM168 251H167V250ZM171 252H170V251ZM174 250V251H173ZM179 250V251H178ZM194 250H196V251H194ZM165 251V252H164ZM189 251H191V250H189ZM179 252V253H178ZM151 253V252H150ZM235 255H233V257H231V256H227L226 255V257H228V258H221V257H219L217 260H216V264H233V260H239L240 258L238 257V259H235V258H237V256H238V254L239 253H234ZM145 255H149V253L147 252ZM143 256V258H145V257H147V256ZM201 255H204V256H201ZM175 257V258H174ZM138 262H139V260H137ZM141 261H143V259L141 260ZM155 261V260H154ZM240 262V261H239ZM204 264H213V262H210V260H207V261H205V263Z\"/></svg>","mask_w":264,"mask_h":264},{"label":"water","instance_id":"obj_6","mask_svg":"<svg viewBox=\"0 0 264 264\" xmlns=\"http://www.w3.org/2000/svg\"><path fill=\"white\" fill-rule=\"evenodd\" d=\"M97 6H99V7L101 8V12H102V6H100V5H96V6H94L93 9H92L93 14H95V15H99V14L101 13V12H100V13H96V12L94 11V9H95ZM41 27H42V24H41ZM40 33H41V28H40V30H39V32H38V36H39V39H40V41H41V44L43 45L42 40H41V37H40ZM44 59H45V50H44V47H42V48H41V62H40V64H37V65L35 66V68L38 67V66H40V65L43 63ZM9 64H10V61H9ZM185 135H207V134H205V133H201V132H194V133H186V134H183V135H181V136L176 140V142L174 143L173 147H174L175 144L179 141V139H180L181 137L185 136ZM207 136H209V135H207ZM209 138H211V139H215V138H213V137H211V136H209ZM81 139H82V138H81ZM215 140H216V139H215ZM79 141H80V140L77 141V144L79 143ZM216 141H217V140H216ZM217 143H220V142L217 141ZM221 144H223V143H221ZM223 145L226 146L225 144H223ZM173 147H172V148H173ZM226 147H228V146H226ZM25 148H26V147H25ZM74 148H75V146H74ZM228 148H229V147H228ZM229 151L231 152V154H232V159H233V153H232V151L230 150V148H229ZM22 152H23V151H22ZM22 152H21V153H22ZM21 153H20V154H21ZM20 154H19V155H20ZM17 156H18V155H17ZM73 156H74V150H73L72 156L69 157V159L64 160V161H61V163H60L59 165L55 166V168L59 167V166H60L61 164H63V163H66V162L70 161V160L73 158ZM213 156H214L215 158H217V159H222V158H223V153H222V152H214V153H213ZM15 157H16V156H15ZM13 158H14V157H12V158H10V159H13ZM10 159H8V160H10ZM8 160H7V161H8ZM7 161H6V162H7ZM167 167H168V165H167ZM234 168H235V162H234V160H233V170H234ZM73 173H75V174H77V175H86V176H89V177H92V178H95V177H98V176H106V175H88V174H83V173H78V172H73V171H65V172H54V171H53V174H55V175H71V174H73ZM229 174H230V173H224L223 175H221L220 177H218L217 180H216V183L212 186V189L209 190V193L214 189V187L217 185V183H218L222 178L228 176ZM25 176H26L27 178H29V179H35V172H34V171H26V172H25ZM166 181H167V185H168V187H169V189H170V191H171V186L168 184L167 170H166ZM242 189H243V188H242ZM242 189H240V190H242ZM240 190H238V191H240ZM171 192H172V191H171ZM172 194H173L177 199H181L180 197H177V196L175 195V193L172 192ZM205 195H207V194H201V197H202V196H205ZM197 198H200V197L185 196L183 199L194 200V199H197ZM183 199H181V200H183ZM256 199H263V198H256ZM112 200H113V183H112ZM112 200L110 201L108 208L111 206ZM57 201H65V200H63V199H61V198H57L56 201H53L52 203H50V204H48V205H45L44 207L50 206V205L54 204V203L57 202ZM66 202H68L69 206H70L74 211H77V212H79V213H82L79 209H77L74 205H72L70 201H66ZM44 207H43V208H44ZM40 209H41V208H40ZM106 209H107V208H106ZM106 209L101 210V212H103V211L106 210ZM35 210H37V209H34L33 211H35ZM29 214H30V213H29ZM82 214H85V215H87V216H89V217L91 218L90 214H87V213H82ZM27 215H28V214H26V216H27ZM198 215H203V214H198ZM23 218H24V217H22L21 219H23ZM17 222H18V221H17Z\"/></svg>","mask_w":264,"mask_h":264}]
</instances>
